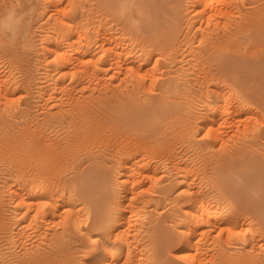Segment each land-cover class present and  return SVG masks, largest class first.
I'll return each mask as SVG.
<instances>
[{
  "label": "rangeland",
  "instance_id": "rangeland-1",
  "mask_svg": "<svg viewBox=\"0 0 264 264\" xmlns=\"http://www.w3.org/2000/svg\"><path fill=\"white\" fill-rule=\"evenodd\" d=\"M17 1V2H16ZM98 1H101V0H97V2H96V0H23V2H22V0H0V13H2V16L4 15L3 14V12H5V15L2 17L1 15V17H0V83L2 84V85H0V131L2 130V132H4V133H1L0 132V136L2 135H4L1 139H0V192H3V194L2 193H0V194H2L0 197L2 198H0V200H1V202L3 203V205L2 204H0V264H19V260L24 256L23 254H24V252H23V248L25 247V245H26V247L24 248L25 250V253H26V250H27V252H28V250H31V251H33L32 253H36V252H40L41 253V251H36L38 248V250H43L44 249V251L43 252H50V251H47L51 246H57L56 248H58V245H60L59 246V248L58 249H60V250H64L65 249V253L67 254H65L66 256H68L67 258H66V262H65V264L67 263L68 264V260H69V263L71 264V262H70V260H72V264H75L76 263V260H79V258L81 259L82 258V260H84V261H81V260H79V261H77V263L76 264H89V262H91L90 264H94L95 262L98 264V262L96 261V260H100L101 258H102V255L103 254H105L106 252H107V250H110V249H112V248H115L116 247V245H115V247H113V245L111 246V241H113V240H111V237H110V240H109V237L108 236H106L105 238H103V237H101V235H97V229L96 228H93V226H92V221H93V215H94V213H95V211L93 212V208L95 207V206H92L93 204H94V201L95 202H97V201H99V198H100V201L101 202H103V205H105L106 204V208H108V205L109 206H111V207H113V205H115V207H113V208H109L111 211H113V216L114 217H118L119 216V212L121 211V209H123V208H121L122 207V205L124 204V210L122 211V220L123 221H125V224H126V222L128 223V220H129V225H130V223H131V225L133 224V226H128L127 224V226L129 227V228H131V229H129L128 227H127V229L130 231V230H132V227H134L135 229H139L138 231H136L135 232V229L133 228V230L131 231V232H135V234L133 233H131V232H128V230L126 229V225L124 224V226H125V229L124 228H122V229H124L123 231L125 232V230H127L126 232H125V234H128L129 236H128V245H130L129 244V240H131L130 241V243H131V245L133 246V244L135 245V244H137L135 247H136V249H137V247H138V249L136 250V249H134L132 246L131 247H129L131 250H133L132 252L133 253H135L136 251V256H138L137 258L139 259L138 261H137V259L135 258V259H133V261L134 260H136V261H134V263H131V264H136L137 262L138 263H140V264H143L144 262V259H149V260H151L152 261V263H151V261H149L148 260V263L150 264H160V263H162V262H164L165 260H172L170 257H173V260H175L176 261V264H188L184 259H183V261L182 260H180L179 258L181 257L182 258V254H183V252H185L186 250L189 252V251H191V250H189V249H187L186 248V245H185V241H181L180 240V235L179 234H183L184 233V231L182 232V231H180V228H185L184 226H183V223H184V219H183V216L182 215H180V214H182V213H184L185 211V208L186 209H188L189 208V206L192 204V197L193 196H195V194H197V193H200V195L204 198V200H206V202L207 201H210L212 204H210L209 202H207V204H210V206L212 207V205L215 207V208H223V207H226V206H232V204L234 203V204H239L238 206H237V204H236V207H235V205H233L234 206V210L236 211V209H237V213H235V211H234V213H233V215L231 214V218H233L234 219V221L236 222V227H238V226H241V227H238V228H236V229H234L233 230V232L234 231H237V232H235V233H233L232 234V232H227L226 233V231H223V232H220V233H217V232H213V231H209V233L211 234V236H209V235H207V234H209L208 232L206 233V235H204V237H203V241L201 242V243H203V242H205V246L206 247H208L207 249H206V247L204 246V244H202L203 246H204V250H206L207 251V253L208 252H210V251H214L215 252V254L214 253H212V255H216V252H217V254L220 256V254H222L223 255V257L225 256H236V255H238V254H243V253H245L246 251H249L250 252V250H253L254 252L258 249V248H260L259 246L260 245H263V243H264V241L262 242V236H263V240H264V233L263 232H261L262 234V236H258L259 237V239H258V237L255 235V233L257 234V232L256 231H258V230H260V225H259V223H258V218H257V216H256V214L255 213H253V212H251V210L249 209V208H247V207H245V204H244V202H243V200L241 201V204H240V201H239V199L240 198H236L235 197V199L234 198H232V195H230V193L228 192V194H227V191H226V188L225 187H227L225 184V181L227 180L226 178L228 177V176H230V175H225L222 179H223V181L222 180H216V179H214V176H213V173H212V170H214V161L216 160L217 161V159H216V156H219V158H218V160H219V162L220 163H218V164H221V165H223V163H226V164H224L225 165V168H236V170H238L237 171V173H235V174H233V176L231 175V177L230 178H228V181H229V183H230V186H231V189H233V190H235L237 193H238V191H239V193H238V195H239V197H241V193H243L242 194V198L241 199H243V197L246 195V194H244V191H246V184H245V181H244V176H242V175H244V172L246 171V167L244 166V165H242L241 163H237V159H236V161H235V155L232 157V158H229V159H227L226 161H224L223 160V157H224V155L225 156H228V155H230V153L232 152V154L234 153V152H236L238 149H240V147L241 148H243V147H245L244 149H245V151H249V153L248 152H246L245 153V151H243L244 152V154L245 155H247V153L250 155V157L252 156V154H253V156L250 158L249 157V159H252V158H254V159H260L261 160V158H259L260 156L262 157V160L264 159L263 157V150H264V137L263 136H260V135H258V136H256L257 134H260L259 133V130L261 129L260 127H263L264 126V107H262V104H264V103H262V98H260V97H262L263 95H264V79H263V83L261 82V80L258 78V77H256L258 74L257 73H259V71H260V69H264V62H262L261 61V58H262V56H264V45L263 44H260V42H257L256 41V39H255V37L253 36V34H252V38L250 37V39H248L247 38V41H243V37L245 36L246 37V35H245V33H247V30L245 31V33H239V31L237 30V29H240V28H238V26L240 25H242V26H245V24L247 23H250V22H253L252 20L254 19L253 17H256V19H258V17H259V15L261 16V15H263L262 16V18L264 19V0H223V3H222V0H218V1H220V2H218L217 0H214V1H212L215 5H216V7L213 5V9H214V7L216 8V9H214V11H215V13H214V11H213V14H211L210 15V13H212V5H205V1L204 0H202V1H198V0H196V1H198V2H196L195 0H180V3H178L179 1L178 0H175V1H172V0H138V1H140V3L137 1V4L135 5H132L133 6V9L136 11V7L137 8H139L140 7V9H144V10H142V12L144 11H146L147 13H148V15H146V13H144L143 12V15L144 16H146L145 18H143L142 16H139V15H141V13H140V9H139V11H137V12H135L136 13V15H135V19H137L138 18V20H133V21H135L134 23L135 24H137V25H139V31L137 30V29H135V28H138L137 27V25L135 26V24L132 22V23H129L130 21L127 19L126 20V15H121V17H119L120 16V10L121 9H118V11H116V8L118 7V6H115V7H111V11H110V6L107 8V10H109L110 11V13H108L109 11H106L105 10V8H104V6L103 5H101L100 6V4H98ZM143 1V2H142ZM147 1H150V3L149 2H147ZM156 1L158 2V1H160V2H158V3H156ZM168 2V3H166L167 5H165V2ZM70 2V3H69ZM91 2H92V4H91ZM144 2H146V3H144ZM176 4H175V3ZM200 2V3H199ZM202 2V3H201ZM216 2H218V4L216 3ZM20 3H22V4H20ZM95 3V4H94ZM97 3V4H96ZM142 3V4H141ZM154 4V6L152 5V4ZM172 5H171V4ZM173 3H174V5H173ZM177 3L178 4H180V8H179V5L177 6ZM204 3V4H203ZM220 3V4H219ZM221 3H222V6H221ZM18 4V5H17ZM20 4V5H19ZM90 4V5H89ZM147 4L150 6V8L147 6ZM160 6H159V5ZM5 5V6H4ZM10 5V6H9ZM12 5H13V7H12ZM17 6V8H16V6ZM66 7H65V6ZM94 5V8L93 7H91V6H93ZM138 5V6H137ZM140 5H142V6H140ZM144 5V6H143ZM162 5H164V6H162ZM169 5V6H168ZM176 5V6H175ZM207 6V7H205L206 8V12H207V10H208V12L210 11V13H204L202 10H203V7L204 6ZM219 5H220V7H219ZM18 6H20V7H18ZM54 6H56V7H54ZM68 6V7H67ZM97 6H98V9H97V12H95V10H96V8H97ZM103 7V9L102 8H100V7ZM149 8V9H147V7ZM153 8H152V7ZM159 6V7H158ZM162 6V7H161ZM171 6V7H170ZM209 6H211V9L212 10H210V7ZM220 8H218V7ZM263 6V7H262ZM9 7H11V8H9ZM54 7V8H53ZM156 7H158V8H165V10L164 9H158V8H156ZM174 7H176V8H174ZM225 7V8H224ZM15 8H16V10H15ZM100 8V9H99ZM119 8V7H118ZM172 8V9H171ZM217 8L219 9L218 10V12L216 11L217 10ZM24 10V12H23V10ZM65 9V10H64ZM67 9V10H66ZM151 9H152V11H154V12H152L151 11ZM157 9V10H156ZM170 10V11H167V10ZM173 9H174V11H173ZM258 9V11L256 12V10ZM261 9V10H260ZM56 10V11H55ZM92 12H91V11ZM93 10H94V12H93ZM102 10H105L104 12H102ZM115 10V11H114ZM147 10H149L150 11V14H149V12L147 11ZM159 10H160V12H159ZM183 10V11H182ZM1 11H3V12H1ZM13 11L15 12V13H19L18 15L16 14L15 15V13H13ZM54 11V12H53ZM128 11V10H127ZM156 11V12H155ZM164 11H167V13L166 12H164ZM177 13H176V12ZM222 11V12H221ZM99 12H102V13H99ZM106 12V13H105ZM112 12V13H111ZM162 12V13H161ZM172 12V13H171ZM179 12V13H178ZM217 12V13H216ZM221 12V13H220ZM260 12H262V13H260ZM11 13H12V15H11ZM23 13V14H22ZM25 13V14H24ZM95 13H97V14H95ZM155 13H156V15L157 16H160L159 18H157L156 17V15H155ZM166 14V15H164V14ZM170 13L171 14H173L170 18H169V16H170ZM222 13H224V14H222ZM255 13V15L254 16H251L252 14H254ZM256 13H258V15L256 14ZM92 16H91V15ZM105 14H107L105 17H106V19H107V21H106V19H105V17L103 16V15H105ZM115 15V16H117L115 19H114V17L115 16H110V15ZM154 14V15H153ZM158 14H160V15H158ZM176 14V15H175ZM203 14H204V16H203ZM208 14V15H207ZM150 15V16H149ZM153 15V16H152ZM175 15V17H174V19L173 20H175V19H177L176 20V24H174L175 23V21H174V23H173V20L171 19V18H173V16ZM177 15H180L178 18H176L177 17ZM213 15V16H212ZM214 15H216V16H214ZM244 15H246V16H250L251 18L249 19V20H251L250 22H248L249 20H248V17L246 18V16H245V21L243 20V21H241V19H243V16ZM12 16V17H11ZM20 16V17H19ZM111 18H110V17ZM147 16L150 18V20L147 18ZM151 16H152V18H151ZM156 18H155V17ZM203 16V17H202ZM212 16V17H211ZM18 17H19V19H18ZM95 17V18H94ZM107 17H109L110 19L108 20V18ZM121 19H119V18ZM125 17V18H124ZM140 17V18H139ZM163 17H165V18H163ZM194 17V18H193ZM218 17V18H217ZM7 18H8V20H7ZM94 18V19H93ZM147 18V19H146ZM211 18V19H210ZM3 19H5L6 21H4ZM117 19V20H116ZM119 19V20H118ZM123 19H124V21H123ZM151 19H154V20H151ZM165 19V20H164ZM169 19H171L170 20V23H169ZM217 19V20H216ZM255 19V20H256ZM19 20V21H18ZM113 22H112V21ZM116 22H115V21ZM148 20V21H147ZM166 20H168V21H166ZM246 20H247V22H246ZM74 21V22H73ZM106 21V22H105ZM136 21H137V23H136ZM138 21H140V24L141 25H143L142 27L140 26V24H139V22ZM154 21V23L153 24H151L152 22ZM156 21V22H155ZM165 21H166V23H165ZM171 21H172V23H171ZM179 21V22H178ZM205 21V22H204ZM206 21H208V22H206ZM241 23H240V22ZM8 22V23H7ZM17 22V23H16ZM19 22V23H18ZM65 22V23H64ZM94 22V23H93ZM123 22H124V24H123ZM158 22H159V24H158ZM162 22V23H161ZM215 22H216V24H215ZM234 22V23H233ZM73 23V24H72ZM93 23V24H92ZM103 23V24H102ZM105 23H107L105 26H104V24ZM119 23V24H118ZM122 23V24H121ZM161 23V24H160ZM109 24V25H108ZM115 24H116V27H114L115 26ZM133 24V25H132ZM156 24V25H155ZM158 24V25H157ZM165 24H173V25H175V27L173 26V25H171V27H170V25L168 26V28L167 29H169V28H174L173 30L172 29H169L168 31H169V33H170V30H172L171 31V33H172V35H170L169 33H168V31L166 30V25ZM179 24H180V26H179ZM202 24V25H201ZM237 24V25H236ZM251 24H253V23H251ZM12 25V26H11ZM64 25V26H63ZM98 25H100V26H102V27H100V26H98ZM132 25V26H131ZM149 25V26H148ZM161 25H163V27L161 26ZM203 25H204V27H203ZM11 26V27H10ZM58 26H60V27H58ZM73 28H72V27ZM96 26V27H95ZM113 26V27H112ZM123 26V27H122ZM144 26L145 27H147V32H146V30H144L145 28H144ZM227 28H226V27ZM237 26V27H236ZM239 26V27H240ZM20 27V28H19ZM62 27H63V29H66L67 30V34H65L66 33V30H64L65 31V33H64V31H57V33H56V30H58L59 28H61L62 29ZM64 27H66V28H64ZM78 27V28H77ZM122 27V28H121ZM135 27V28H134ZM153 27H154V29H153ZM156 27H157V30H156ZM165 27V28H164ZM200 27H202V28H200ZM208 27V29H207V31H206V28ZM225 27V28H224ZM234 27H236V30L237 31H235V29L233 30V28ZM7 28H10L9 30L7 29ZM58 28V29H57ZM68 28H70V29H68ZM84 30V32L81 30ZM97 28V29H96ZM101 28L103 29V30H106V29H109V30H106L105 31V33L106 34H110L109 36L108 35H104V33H103V31L101 30ZM104 28H106V29H104ZM111 28V29H110ZM117 28V29H116ZM152 28V29H151ZM221 28V29H220ZM223 28V29H222ZM228 28H230V29H228ZM232 28V29H231ZM251 28H252V25H251ZM56 29V30H55ZM78 29L80 30V31H78ZM95 29H96V31H95ZM101 30V32H100V30ZM129 29H130V31H129ZM131 29H132V31H131ZM149 29V30H148ZM211 30V29H216L215 31L214 30H212V31H214V33L211 31L210 33H209V31L208 30ZM2 30H5V31H2ZM60 30V29H59ZM74 30L76 31V33L74 32ZM87 30V31H86ZM99 30V31H98ZM133 30H135V31H133ZM142 30V31H141ZM175 30V31H174ZM181 30V31H180ZM200 30V31H199ZM251 30V29H250ZM91 31H93L92 32V34L93 33H96L97 31V33L99 34V36L100 37H103V35L107 38V40H108V38H110V39H112L111 37H113L114 39H115V37H116V40L117 39H120V40H106V46H109V44H108V42L110 41H113V43L116 41V42H118L117 43V45H116V47H114V48H116V49H114V50H116V51H121L122 52V50L124 51V49H127V51L125 50V57L123 58V56H122V58L124 59H122V61H120L119 63H122L123 61H125L124 63H122L123 65H122V67L120 66V67H112V69H111V67L109 68V69H107L106 71H99V70H104V69H101V68H105L104 66L105 65H102L101 66V64H97V63H95V61L97 60V58H99L100 56H102L103 55V52L104 51H102L100 48H98L99 50H96L97 51V55H98V57H96V60H94L95 59V53H96V51H95V49H97L96 47H94V45H92L91 46V48L89 49L90 51L89 52H91V51H95V53L93 52H91V53H89V52H87V50H86V52L83 50V49H81V51L83 52L84 51V53H85V55L84 54H82V52L80 53L78 50H80L79 48H81V46H80V44H81V42H79V41H85V39H86V37H89L90 35H92L91 34ZM155 33H154V32ZM163 31V33H161ZM164 31H166V32H164ZM174 31V32H173ZM203 31V32H202ZM219 31V32H218ZM225 31V32H224ZM232 31L234 32V34H232ZM80 32H81V34H80ZM82 32L84 33V35L82 34ZM101 33V35H100V33ZM108 32V33H107ZM132 32V33H131ZM136 32H137V34H136ZM146 32V34H144V33ZM151 32L153 33L152 34V36L151 35H149V33L151 34ZM223 32H224V34H223ZM229 32V33H228ZM250 32L251 31H249L248 30V33L250 34ZM3 33V34H2ZM7 33H9V34H7ZM13 33H15V35L16 36H14V34ZM58 33H61V34H65V35H67L66 36V38L68 37V38H70L69 40H68V42L70 43H72L74 40L76 41V42H74V43H72L73 45L71 46V44H70V47L69 46H67L65 43L66 42H64L65 40L67 41V39L65 38V36H63V38H61L59 35H58ZM77 33H79L81 36H79ZM86 33H87V36H86ZM96 33V34H97ZM116 33V34H115ZM118 33V34H117ZM143 33V34H142ZM166 33H168V34H166ZM196 33V34H195ZM201 33H203V35H201ZM209 33V34H208ZM217 33H219V34H217ZM225 33H226V35H225ZM235 33H236V35H235ZM69 34V35H68ZM141 36H140V35ZM162 34H164L162 37L160 36V35H162ZM165 34H166V37H165ZM211 34H217V36L218 35H225V39L227 40L228 39V41H226L225 40V44H231V45H226V46H228V48H231L232 46H234V47H232V49H233V52L235 53V52H238V53H236V55L237 54H239L240 55V57H242L243 59H245V58H247V61H248V65H247V68H246V70L248 69V71H249V73H247L246 71H240V72H238V70L236 71V72H238L237 73V75L236 76H244V79L241 77V78H239V77H237V78H239V79H242V80H240V81H245L244 83L245 84H243V82H242V84H243V86H242V88H244V89H249V90H247V93L250 95H242L241 93V89H239L240 87L238 86L239 84H238V82H237V84H236V82L234 83V81H232L233 83H234V86H236V87H239V88H236V87H231L233 84H232V82L230 83L229 81H228V79L227 80H223V84H222V81H221V85H220V83L219 82H217L215 85H213L214 83L213 82H216L215 80H213V79H211L212 80V82H211V80H209L208 81V79H209V75L212 73H209L208 71H212L213 69H212V67H214V63H212L211 65H210V63L213 61L214 62V59L215 58H208V57H206V55H205V49H203L205 46H206V42L208 41V37L211 35ZM238 34V35H237ZM13 35V36H12ZM54 35V36H53ZM74 38H72L71 36ZM76 35V36H75ZM133 35V36H132ZM135 35V36H134ZM137 35V36H136ZM154 35H156L155 37L156 38H159V39H154ZM176 35V37H174ZM209 35V36H208ZM231 35H234V36H231ZM242 37H240V36ZM243 35V36H242ZM58 36V37H57ZM70 36V37H69ZM77 38V36L79 37V39L77 38H75V37ZM85 38H84V37ZM98 36V37H99ZM138 36H140V38L138 37ZM145 36H147L146 38H145ZM170 36V37H169ZM202 36H205V37H203V38H201ZM235 36H236V42H235ZM250 36V35H249ZM54 37H55V39H54ZM99 37V38H100ZM125 37V38H124ZM128 37V38H127ZM141 37H142V39H141ZM144 37V38H143ZM149 37L153 40H151V39H149ZM174 39L173 41H172V38ZM200 37V38H199ZM207 37V38H206ZM227 37V38H226ZM248 37V36H247ZM4 38V39H3ZM58 38V39H57ZM61 38V40L63 41V43H60V41L58 42L57 40H59ZM81 38V39H80ZM84 38V39H83ZM104 38V37H103ZM148 38V39H147ZM204 38H206V40H204ZM230 38V39H229ZM234 38V39H233ZM254 38V39H253ZM72 39V40H71ZM122 39V40H121ZM162 39H165V40H170L172 43H174V44H172L170 41V43L171 44H169V42H167V41H164V40H162ZM232 39V40H231ZM253 39V40H252ZM78 40V41H77ZM154 40H155V42H161L159 45L158 44H156L155 42H154ZM163 42H162V41ZM203 42H202V41ZM231 40V41H230ZM234 40V41H233ZM243 41L244 43H240V45H239V42L238 41ZM249 40H252V42L251 43H253V44H251V43H249L250 41ZM22 41V42H21ZM120 41H122V44L120 43ZM254 41H255V44H254ZM4 42V43H3ZM42 44H41V43ZM67 42V44H69ZM128 42V43H127ZM224 42V41H223ZM229 42H231V43H229ZM257 42V43H256ZM75 43H77V44H75ZM132 43V44H131ZM166 43L169 45H166ZM235 43V44H234ZM246 43H248V44H246ZM56 44H59V45H57V47L55 46ZM61 44H64V47L65 46H67V47H65L66 49V51L65 52H67L68 54H69V56H70V52H71V50H74V48L75 47H73L74 45L76 46V45H78V49L76 48V50L74 51V52H78V53H80V54H77V52H76V56H78V59L80 58V60L79 61H81V64H82V61H89L88 60V58L90 57V61H93L94 62V64H97V65H93L92 63L93 62H89L90 64V66H93L94 68H97L96 70H93L94 68H90V72L93 74L95 71L97 72V70H98V68L99 67H97V66H100L101 68L98 70L99 72H95L94 74H95V76L93 77V75H92V77H91V79H90V77H89V75L91 74L90 72V74L89 75H87V73H86V71H85V69L88 71V69H89V65H88V63L87 62H85V64L87 65H84V67H85V69H81L80 67L82 66L83 67V65H81V66H79V68L77 69V65H80V62H79V64H76L78 61H77V59H76V62H74L75 61V59L74 58H72V59H74L73 61L71 60V58L70 59H66V61L67 62H65L64 63V61H63V63L61 64V60H59L60 59V56H59V54H58V58H57V53H55L56 51H58V49H60V46H62L63 47V45H61ZM118 44L123 48L122 50H120L121 48H120V46H118ZM124 44H125V46H124ZM147 44H148V46H147ZM162 44L163 45H166V46H162ZM234 44V45H233ZM236 44H237V46H236ZM243 44H246V45H243ZM114 45V46H115ZM130 45V46H129ZM161 45V46H160ZM173 45V46H172ZM175 45V46H174ZM248 45V46H247ZM261 45V46H260ZM262 45H263V52L261 51V48H262ZM56 47V51L54 50L55 49V47ZM80 46V47H79ZM129 48H128V47ZM156 46V47H155ZM160 46V47H159ZM179 46V47H178ZM200 47V49H199V47ZM241 46V47H240ZM257 46H259V47H257ZM49 47V48H48ZM51 47V48H50ZM53 47H54V49H53ZM61 47V49L59 50V52L61 51V50H63L64 48H62ZM146 47V48H145ZM152 47V48H151ZM167 47H169V48H171V49H166ZM177 47V48H176ZM203 47V48H202ZM242 47H244L243 49H242ZM67 48H68V50H67ZM69 48H71V50L69 49ZM119 48V49H118ZM131 48V49H130ZM143 48H145V49H143ZM236 48V49H235ZM246 48H248V49H246ZM253 48V49H252ZM15 49H17V50H15ZM54 50L53 52L55 53V55H54V53L52 54V50ZM104 49H105V46H104ZM146 49H148V51L146 52V54L143 52V50H146ZM158 49V50H157ZM162 49V50H161ZM174 49V50H173ZM245 49H246V51L247 52H245ZM252 49V50H251ZM257 49V50H256ZM260 49V50H259ZM2 50V51H1ZM69 50H70V52H69ZM133 50V51H132ZM236 50V51H235ZM250 50L252 51L251 53H249L250 52ZM255 50V51H254ZM98 51H99V53H98ZM102 51V52H101ZM118 51V52H119ZM131 51V52H130ZM197 52V53H195V52ZM200 51V52H199ZM201 51H203V53H204V55H203V53H201ZM239 51H240V53H239ZM244 51V52H243ZM260 51H261V53L262 54H259L260 53ZM73 51H72V54L74 53ZM100 52H101V54H100ZM126 52H128L127 53V55L128 56H126ZM242 52H243V54H242ZM259 52V53H258ZM120 53V52H119ZM144 53V54H143ZM153 53V54H152ZM192 53H195L194 55H196V57L193 55L192 56ZM252 55L251 57H250V55ZM257 53V55L255 56V54ZM72 54H71V56H72ZM95 54V55H94ZM197 54H200V55H198L199 57L200 56H202L203 57V59L200 57V59H201V62H204L203 63V65L206 67V66H208V69H207V67H206V69H205V67L204 66H201L202 65V63L200 62L199 63V61H200V59H197V58H199V57H197ZM246 54V55H245ZM74 56H75V53L73 54ZM82 55V56H81ZM88 57H87V56ZM89 55H91V56H89ZM96 55V56H97ZM147 55H149V57L147 58ZM249 55V56H248ZM73 56V57H74ZM75 56V57H76ZM86 56V57H85ZM131 57V58H129V60L128 59H126V57L128 58V57ZM55 57H56V59H55ZM82 57V58H81ZM94 59H93V58ZM144 58V61H142L143 59L142 58ZM145 57H146V59H145ZM195 58V60L197 59V61H198V63L195 61V63L196 64H198V65H200V67L198 66L197 67V65L196 64H194L193 63V61H191L192 60V58ZM249 57V58H248ZM85 58V60H83ZM87 58V59H86ZM115 58V57H114ZM116 58H118V56H116ZM115 58V59H116ZM132 58H134V59H132ZM205 58V59H204ZM251 58V59H250ZM54 59V60H53ZM58 59V60H57ZM82 59V60H81ZM92 59V60H91ZM130 59H131V61H130ZM138 59H140L139 60V62L140 63H138V62H136ZM152 59V60H151ZM210 59H211V62H210ZM213 59V60H212ZM71 60V61H70ZM120 60H121V58H120ZM204 60V61H203ZM208 60V61H207ZM60 62V64H58L59 62ZM68 61H70V62H72V64L73 65H76L75 66V68L76 69H73L74 67H73V65H71V63L70 62H68ZM127 61H129L130 63H134L136 66L138 65L139 66V69H141V70H137V72L139 73V75H137V73H135V71H136V69L134 70V72H132V74L130 73V72H127L125 69H127V68H130V65H132V64H128L127 63V65L129 66H127V65H125V63L127 62ZM134 61V62H133ZM215 61H216V59H215ZM58 62V63H57ZM74 62V63H73ZM189 62H191V63H189ZM208 62V63H207ZM210 62V63H209ZM67 63H69V64H67ZM207 63V64H206ZM64 64V65H63ZM66 64H67V66H66ZM132 65V67L131 68H135V67H133V66H135V65ZM61 65V66H60ZM69 65V66H68ZM121 65V64H120ZM124 65H125V67H124ZM194 65V66H193ZM196 65V66H195ZM213 65V66H212ZM260 65V66H259ZM72 66V67H71ZM67 67V68H66ZM83 67V68H84ZM107 67V66H106ZM197 67V69H195V68ZM204 67V68H203ZM251 67H252V70H251ZM257 67H259V68H257ZM73 69V70H71V71H73V72H71L72 73V75L70 74V72H67V71H69V70H67L66 71V69ZM115 68V69H114ZM118 68V69H117ZM121 70H120V69ZM254 68H255V70H256V72H255V70H254ZM257 68V69H256ZM117 69V70H116ZM124 71H123V70ZM195 69V70H194ZM200 69V70H199ZM202 69V70H201ZM212 69V70H211ZM65 70V71H64ZM92 70H93V72H92ZM118 71V72H115V71ZM128 70V69H127ZM205 70H208L207 72H208V74H207V72L205 73L204 71ZM258 70V71H257ZM122 71V72H121ZM148 71V72H147ZM154 71V72H153ZM199 71H200V73L201 74H198L199 73ZM202 71V72H201ZM252 71H254V73H256V76H254V74L252 73ZM78 72H79V74H78ZM81 72V73H80ZM83 72H85V73H83ZM102 72V73H101ZM104 72V73H103ZM123 72H127L126 74L125 73H123ZM214 72H216V69H215V71L213 70V73ZM220 74H219V73ZM224 72H226V74H227V76H228V78H229V76L231 77V75H232V73H233V71H231V69L228 71V70H226V71H224ZM229 72V73H228ZM231 72V73H230ZM68 73V74H67ZM198 74L199 76L200 75H202V77H205V80L204 81H201V79H200V81L202 82L201 84H200V82H198V80H199V76L198 75H195V74ZM252 73V74H251ZM5 74H6V76H5ZM66 74V75H65ZM73 74H75L74 75V77H73ZM84 74H86L85 76H83L82 78H83V80H80L81 78H80V76L81 75H84ZM98 76H97V75ZM129 74V75H128ZM217 74H219V75H222V74H224V73H221V70L219 71H217ZM240 74H242V75H240ZM250 74V75H249ZM67 75H68V79H67ZM78 75V76H77ZM208 75V76H207ZM3 76V77H2ZM87 76L89 77L88 79L89 80H87L86 78H87ZM196 77V79H198V80H195L194 78ZM198 76V77H197ZM226 76V77H227ZM250 76V77H249ZM73 79H72V78ZM152 77V78H151ZM201 76H200V78H202ZM208 77V78H207ZM252 77V78H251ZM79 79V80H78ZM176 79V81L177 82H173V80H175ZM192 79H193V81H192ZM207 79V80H206ZM2 80H3V82H2ZM11 80V81H10ZM172 81L173 82V84L175 85V86H178L177 88L178 89H180V86H182V85H184V83H185V87L187 88V90H186V88L185 87H183L182 89H180L181 90V92L187 97L186 99L189 101H187L186 99H184L185 98V96L182 94V93H180V90H178V89H176V87L175 86H171V85H173L172 84V82H170V81ZM190 80V81H189ZM194 80H195V82H194ZM229 80H230V78H229ZM254 80H256V81H254ZM82 81H84V82H82ZM169 83H168V82ZM189 83H188V82ZM192 81V82H191ZM225 81L228 83V85L225 83ZM253 81L255 82V83H257V84H255V83H253ZM259 81V82H258ZM6 82V85L4 86V84L3 83H5ZM74 82V83H73ZM198 82V83H197ZM204 82H205V84L206 85H204ZM261 82V83H260ZM58 83H60V84H58ZM63 83H65V84H63ZM164 83V84H163ZM166 83H168L167 84V86L169 85V87L170 88H168L167 86H166ZM171 83V84H170ZM178 83H179V85H178ZM190 83H192V84H190ZM211 83V85H209ZM213 83V84H212ZM229 83L231 84V85H229ZM247 83V84H246ZM63 84V85H62ZM71 84V85H70ZM161 84H163V85H165L168 89H166V88H164L163 90H162V85ZM187 84V85H186ZM236 84V85H235ZM241 84V85H242ZM253 84V85H252ZM58 85V86H57ZM62 85V87L64 88V89H66V90H64L63 88H61L60 87V89H59V86H61ZM65 85V86H64ZM73 85V86H72ZM161 87H160V86ZM207 85H208V87H207ZM245 85V86H244ZM246 85H251V89L247 86V88H245L246 87ZM8 86V87H7ZM206 86V87H205ZM214 87V89H213V87ZM216 86H219V87H216ZM257 86V87H256ZM5 87V88H4ZM66 87V88H65ZM70 87V88H69ZM73 87V88H72ZM160 87V88H159ZM175 87V88H174ZM256 87V88H255ZM173 88L175 89V90H173ZM185 88V89H184ZM206 88V89H205ZM212 88V89H211ZM216 88V89H215ZM218 88V89H217ZM254 88V89H253ZM4 89V90H3ZM62 89V90H61ZM68 89V90H67ZM167 90V94L165 95L164 94V92L166 93V90ZM188 89H190V90H188ZM5 90H7L8 92V94L7 93H5L6 91ZM163 91V95L161 96V94H162V91ZM217 90H219V91H217ZM235 90H236V95L233 93V92H235ZM11 91V92H10ZM65 91V92H64ZM176 93L175 95H173L174 94V92ZM177 91H178V93L179 94H181V96L179 95L178 96V94H177ZM229 91V92H228ZM246 91V90H245ZM39 92V93H38ZM45 92V93H44ZM239 92H241V93H239ZM4 93V94H3ZM25 93V94H24ZM168 93L171 95H169L168 96ZM186 93L189 95V97H188V95H186ZM192 93V94H191ZM219 93H221V94H226V98L228 97L229 99L231 98L232 99V97H233V99H234V101H237V100H242L241 101V103L243 102V104H239L238 105V107L242 110L241 112H239L240 114V116H241V118L243 119H245L246 118V120H247V118H248V114L246 115V114H243V113H248V112H250L249 113V115H251L252 114V117H255L256 118V121H257V119L259 120H261V122H260V120L259 121H257V123H255V124H257L256 126H254L255 128H252L251 126L254 124V120H255V118H251L250 116H249V120H250V118L253 120V122H251L252 120H250V122L247 124V121H249V120H245L246 121V123H242L241 125H240V123H238L235 119H237V116H238V118H240V116L239 115H237V114H235L234 115V117H235V119H233V116L231 117V115L229 116V118L227 117V113H225V114H222V116L223 115H226V117L228 118V119H225V118H223V117H225V116H223L222 118L223 119H221V120H225V122L226 123H228V121L231 119V120H233V121H231V122H229L227 125H226V123L225 124H223V125H226V126H223V125H221V129L220 130H222L223 132H222V135L223 136H221V134H220V136H219V138L217 139V140H221V138L222 137H224L226 140H224V138H222V140H224V142H222V140L218 143L216 140H215V142H214V144L213 143H210L211 144V146H210V144L208 143L210 140H212L211 138L209 139L208 137H210L211 136V133H212V131H211V127L209 126V124L211 125V121H209L210 120V118H211V116H210V114L208 113L209 111H210V108L212 107L211 106V103H212V105L216 102V101H220V100H218V99H221L222 100V98H220L221 96L223 97V100L224 101H227V100H229L228 98L225 100V97H224V95H221V96H219L218 94ZM229 93V95L227 96V94ZM7 94V95H6ZM205 94H207V95H205ZM232 94V95H231ZM242 95V97L240 96V97H238L237 95ZM72 95L74 96V98L72 97ZM172 95L175 97H173V99L175 100V102H174V100L172 101L171 99H172ZM176 95H177V98H176ZM183 95V96H182ZM191 95V96H190ZM193 95V96H192ZM215 97H218V99L217 98H215ZM218 95V96H217ZM251 95H253V96H251ZM9 96V97H8ZM163 98V100H161V97ZM209 96V97H208ZM230 96H232V97H230ZM235 96H237V100H235ZM247 96H249V97H247ZM259 96V97H258ZM72 97V98H71ZM155 97V98H154ZM168 97H170L169 99H168ZM179 97H181L180 99L182 100H180L179 99ZM184 97V98H183ZM214 99H212V98ZM4 98V99H3ZM9 98V99H8ZM154 98V99H153ZM166 98V99H165ZM248 98V99H247ZM255 100H254V99ZM258 98V99H257ZM259 98L261 99V100H259ZM6 99H7V101H6ZM75 100L73 103H72V101L73 100ZM230 99V100H231ZM232 99V100H233ZM247 101H246V100ZM252 99H253V102H251L252 101ZM256 99H257V102H256ZM4 100V101H3ZM10 100V101H9ZM72 100V101H71ZM76 100H77V102H79V103H81V101H85V102H87V104H88V107L86 108L85 107V109L83 108V110H84V112L82 111V109H81V111L83 112L82 114L80 113V111H79V113L77 114V112L76 113H72L71 112V108H73L74 109V105H75V103H76ZM87 100V101H86ZM90 100V102L91 103H89L88 101ZM151 100V101H150ZM155 100V102H156V100L158 101H160L161 100V102L163 101V103H164V101H166L167 102V104H166V102L164 103V104H166V105H169V106H172L171 104L173 103V104H177V102L178 101H180V102H178V104H177V107H175L174 105H173V108L171 107V109H173L170 113H169V115H167V116H160V114L159 113H155V112H153L152 111V107H151V104H155V102H153ZM172 101L171 103L170 102H168V101ZM183 100H184V102H183ZM222 100V101H223ZM244 100L246 101V103L247 104H244L245 102H244ZM3 101V102H2ZM14 101V102H13ZM211 103H210V102ZM214 101V102H213ZM251 103H250V102ZM264 101V100H263ZM207 102H209V104L207 103ZM257 104H259L258 102H260V104H261V106H259L258 107V105H257V107H256V103ZM92 103L93 104H95L94 105V107L95 108H97V110L99 109L100 110V108H102L104 111H106V113L104 112V111H102V112H104V114L102 113L101 114V116H100V114L99 113H101L100 111H97V114H95L96 112V110H95V108L93 107V105H92ZM186 103H189V105L188 106H186ZM253 103V104H252ZM182 104V105H181ZM185 104V105H184ZM69 105H73V107H71V106H69ZM90 105H91V107H90ZM209 105L211 106V107H209ZM242 105H244L243 107H242ZM246 105H248V106H246ZM251 105H254V108H252V106ZM15 106V107H14ZM251 108H250V107ZM264 106V105H263ZM70 107V108H69ZM92 108L93 110H95V111H92V110H90L91 111V115L89 114L88 115V117H86V116H84L85 114L84 113H87V111H85L86 109H88V108ZM99 107V108H98ZM149 107V108H148ZM208 107V108H207ZM246 107V108H245ZM249 107V108H248ZM89 108V109H90ZM119 108V110H121V111H118L117 109ZM148 108V109H147ZM207 108V109H206ZM70 109V110H69ZM72 109V110H73ZM76 109V108H75ZM75 109L73 110V111H75ZM88 109V110H89ZM107 109V110H106ZM147 109V110H146ZM183 109H184V111H183ZM187 111H186V110ZM209 109V110H208ZM249 109V110H248ZM252 109V110H251ZM254 109V110H253ZM256 109V110H255ZM114 110V111H113ZM206 110V111H205ZM243 110H245V112H243ZM70 111V113H69V115H71L70 117L68 116V113L66 114V112H69ZM145 111V113H143ZM247 111V112H246ZM259 111V112H258ZM60 112H62V113H60ZM92 112H95L94 113V115L95 116H93V114H92ZM99 112V113H98ZM121 116V115H123V116H121V117H123V120L124 121H122L121 120V118L120 117H118V115L116 116V114L117 113ZM128 112H130L131 114H129ZM243 112V113H242ZM252 112V113H251ZM66 115H65V114ZM107 113H109L110 115H109V117H111V118H109L108 117V114ZM112 113V114H111ZM113 113H115V116L116 117H118V118H120V119H116L117 121H115L117 124H115V125H117L116 127H117V131H119L120 129L122 130V128H123V130L121 131H119V132H117L116 131V127H115V125H114V123L115 122H111V120H112V118H113V120L115 119V117H113V116H111V115H113ZM121 113V114H120ZM126 113H128V114H126ZM176 113V114H175ZM178 113V114H177ZM186 113V114H185ZM206 113V114H205ZM217 113V115H218V111L216 112ZM255 113V114H254ZM50 114V115H49ZM52 114H55V116H59V117H57V123H54V124H51V125H49V126H45V125H43V128L42 129H44V127H45V129H44V132L47 134L46 136H47V140H46V142H47V144L49 143H52V142H55V143H58V142H64L62 145V147L60 148V150L61 151H57V152H55L53 155H50L49 157L48 156H44V159L41 157V158H35V157H32V156H30V154H29V152L26 150V149H24V142H22V141H19L18 142V140H13V138H15L14 136H16L20 131H25V129H26V131H28V130H30V128H32V125L34 124V126H33V130H34V127L36 128V126H42V124H44V121L46 120V118L49 116V117H53L52 116ZM57 114V115H56ZM63 116H65V118H62V119H59V118H61L62 117V115ZM73 114V115H72ZM78 116H77V115ZM82 115V117H81V115ZM142 114V115H141ZM148 114V115H147ZM174 114V115H173ZM183 114H184V116H183ZM209 115V116H206V115ZM244 116H243V115ZM46 115V116H45ZM61 115V116H60ZM102 115H107V117L110 119H108L109 121H107V120H105L104 121V119L106 118L105 116H102ZM131 115V116H130ZM139 117H138V116ZM141 115V116H140ZM173 115V116H172ZM176 115V116H175ZM185 115H186V119H184V117H185ZM201 115V116H200ZM237 115V116H236ZM260 115V116H259ZM53 117V118H56V117ZM66 116L67 117H69V118H66ZM81 117V119H83V117H85L84 118V120H81V119H79L80 117ZM100 116V117H99ZM127 116V117H126ZM129 116H130V118L133 116L134 117V119H127V118H129ZM171 116V117H170ZM179 116V117H178ZM181 116H183V119H182V117ZM243 116V117H242ZM259 116V117H258ZM77 117V118H76ZM91 117L93 118H98L99 117V119H94L93 118V120L91 119ZM105 117V118H104ZM166 117V118H165ZM169 117H170V119H169ZM172 117H178L177 119H172L171 120V118ZM196 117H198V118H196ZM204 117V118H203ZM213 117V116H212ZM214 117H216V115L214 116ZM214 117H213V119H214ZM231 117V118H230ZM90 118V119H89ZM103 118V122H101V119ZM262 118V119H261ZM22 119H23V121H22ZM38 119V121H36ZM40 119V120H39ZM68 119V120H67ZM69 119H70V121L72 122V123H70L69 122ZM75 119V122L76 123H74V121H72V120H74ZM89 119V122H87V120ZM107 119V118H106ZM164 119V120H163ZM182 119V120H181ZM188 119V120H187ZM203 119H205V120H203ZM206 119H209L208 121L210 122L209 124H208V128L210 129V130H208V129H205V127L204 126H206L207 124L205 123L206 122ZM60 120H61V123H60ZM79 122V120L81 121V123L79 122V123H77V121ZM86 120V122H83V121H85ZM94 121V120H96L98 123L99 122H101V123H99V124H107V126L109 127H112V125H114L113 127H115V129L112 127V129H114V133H113V130L109 127V128H107V126L105 127L103 124L102 125H99L101 128H98L95 132H94V135H96V137L95 136H93L92 134L93 133H90V135L89 134H85V135H83L84 133H87L89 130V125H90V122H92V121ZM118 120H120V123H119V121ZM132 120V123H133V125H132V123H130L129 121H131ZM178 121V122H176V121ZM185 120V121H184ZM190 120V121H189ZM195 120V122H193V121ZM96 121H94V123L96 122ZM128 122V123H130V124H126L125 125V123L126 122ZM135 121V122H134ZM180 121L182 122V124H188L187 126L188 127H185V126H182V125H180L181 123H180ZM184 121V122H183ZM187 121H189V122H187ZM192 121V122H191ZM208 121H207V123H208ZM236 121V122H235ZM27 122H31V123H28V125H27ZM33 122H35V123H33ZM38 122V123H37ZM40 122V123H39ZM43 122V123H42ZM66 122V124H64V123ZM82 122H83V125H82ZM95 123L96 125L98 124V123ZM125 122V123H124ZM164 124H163V123ZM220 123H221V121H219ZM235 124H234V123ZM258 122H260L261 124H259ZM60 123V124H59ZM87 123V124H86ZM88 123H89V125H88ZM93 123V124H94ZM110 125H109V124ZM111 123H113V124H111ZM123 123V124H122ZM136 123V124H135ZM170 123V124H169ZM172 123V124H171ZM214 123V122H213ZM212 123V127L214 128V126L213 125H215V127L217 128L218 126H216V125H218L219 123L218 122H215L214 124ZM238 123V124H237ZM25 124V125H24ZM29 124H31V125H29ZM37 124V125H36ZM120 124H122V128L120 127ZM135 124V125H134ZM162 124H163V127H162ZM189 124H191V125H193V124H195V126L193 125V127H191V126H189ZM231 124H234L232 127H231ZM252 124V125H251ZM4 125V126H3ZM36 125V126H35ZM53 125V126H52ZM54 125H56V126H58V127H56V126H54ZM61 125V126H60ZM64 125V126H63ZM71 125V126H70ZM88 127V128H86V126ZM125 125V126H124ZM131 125H132V127H131ZM171 125H172V127H171ZM180 125V126H179ZM235 125H239L240 127L242 126V128H240L239 126H237V128H240L239 129V131H240V133H239V131H237V128H236V126ZM250 125V126H249ZM1 126H2V128L3 127H6L4 130H6V132L1 128ZM22 126V127H21ZM27 126V128H29L28 130H27V128H25ZM29 126V127H28ZM68 126V127H67ZM73 126V127H72ZM81 127L80 129H79V127ZM98 126V125H97ZM103 126V127H102ZM137 126V127H136ZM167 126H169V127H167ZM182 126V127H181ZM203 126V127H202ZM223 126V127H222ZM235 126V127H234ZM248 126V127H247ZM10 127V128H9ZM18 127L21 129H18ZM52 127H53V129H52ZM63 127H65L64 129H66V127H67V130H64L63 129ZM129 127H131V128H129ZM134 127V128H133ZM171 127V128H170ZM181 127V128H180ZM184 127V128H183ZM195 127V129H192V128H194ZM229 127H231V130L233 129V131H231V132H229ZM234 127V128H233ZM244 127H246V129H248L249 127H251V129H252V131H251V129L249 128V131L252 133V134H250V132L248 133V130H246ZM13 128H16V129H13ZM54 128H55V130H54ZM60 128H62V129H60ZM104 128V130L102 131V129ZM120 128V129H119ZM127 128V129H126ZM130 130H129V129ZM152 128H154V130L152 129ZM158 128V129H157ZM160 128H162V129H160ZM165 128H170L169 129V131L168 130H164ZM187 128V129H186ZM190 128V129H189ZM203 128V129H202ZM224 128L227 130V128H228V132L226 133V130H224ZM236 128V129H235ZM264 128V127H263ZM11 129V130H10ZM31 129V130H32ZM52 129V130H51ZM57 129H59V130H61V131H59V130H57ZM71 129V130H70ZM88 131H87V130ZM136 131H135V130ZM176 129V130H175ZM181 129V130H180ZM185 129V130H184ZM192 129V130H191ZM199 129V130H198ZM243 129H244V131H243ZM10 130V132L8 133V131ZM16 130L18 131V133L16 132ZM37 130V129H36ZM64 130V131H63ZM76 130V131H75ZM82 132H81V131ZM100 130V131H99ZM111 130V131H110ZM151 130V131H150ZM172 130V131H171ZM177 130H180V131H177ZM183 130V131H182ZM187 130V131H186ZM189 130H191L192 132H194L193 134L192 133H190L189 132ZM194 130V131H193ZM196 130V131H195ZM198 130V131H197ZM202 130V131H201ZM237 132H236V131ZM246 130V131H245ZM66 131V132H65ZM132 131V132H131ZM171 131V132H170ZM176 131V132H175ZM187 133L186 135H188L187 137L190 139V141H189V139L187 138L186 139V136H185V132ZM208 131H209V134H207V136L205 135L206 134V132L208 133ZM234 131H235V134H234ZM14 133V136L13 137H11V134L10 133ZM34 133V135L35 134H37L38 132L36 131H33ZM57 132V133H56ZM76 132H78L77 134H76ZM103 132V133H102ZM106 132H108L107 134H106ZM124 132V133H123ZM136 132V133H135ZM140 132V133H139ZM150 132V133H149ZM156 132V133H155ZM159 132V133H158ZM163 132V133H162ZM170 132V133H169ZM178 132V134H176ZM183 132V133H182ZM204 132H205V134H204ZM232 132H233V134H234V136H233V134H232ZM12 133V134H13ZM51 133V134H50ZM56 133V134H55ZM58 133H59V135H58ZM66 135H65V134ZM100 133H102V135L100 134ZM112 133V134H111ZM119 135H118V134ZM121 133H123L122 135H121ZM158 133V134H157ZM167 133H169L168 135H167ZM181 133V134H180ZM189 133V134H188ZM229 133H231V135H232V137H231V135H229ZM245 134V135H243V134ZM6 134V135H5ZM10 134V135H9ZM16 134V135H15ZM61 134H63L62 135V137H61ZM72 134H74V135H76V137L74 136V135H72ZM80 134V135H79ZM99 134V135H98ZM107 136L108 135V137H109V139H108V137H106L105 135ZM111 134V135H110ZM115 134V135H114ZM117 134V135H116ZM125 134H127V135H125ZM129 134H130V136L131 135H133L132 137H135V136H138V138L139 137H141V138H143V137H146V138H154V139H156L157 140V142L158 143H161V141L163 140V138H164V141H162V142H167V143H165V144H167L166 145V147H167V149H168V152H170L171 151V148H172V151L170 152L171 154V157L173 158L174 157V159H172V163H173V161L175 162V158L177 159V161L175 162L176 164H175V166L171 163V159H169L168 157H170V156H167V158L165 159V157L166 156H162V158L160 157V160H159V156L158 157H156V158H154L153 160L151 159V164L152 165H155V166H157L156 167V169H158V170H155V172H153L152 173V182L151 181H149L148 179H144L145 181H143V182H141V181H138L140 184H142V185H139L138 184V182H137V180H135V179H133V176L131 177V176H127V178H124L125 177V175L123 174L124 172L122 171V170H125L124 169V164H121L120 162H118V161H116L117 160V158H116V153H114L113 151H111L112 150V148H111V146H109V145H111L112 143H113V141H115V139H117L119 136L121 137H123V135H124V138L126 137V136H129ZM142 134V135H141ZM172 134V135H171ZM175 134H176V136H175ZM182 134H184V135H182ZM190 134H192V135H194V136H192L191 137V135ZM199 134V135H198ZM227 134V135H226ZM241 134V135H240ZM49 135H50V137H49ZM59 137H58V136ZM67 135H68V137H67ZM71 137H70V136ZM78 135V136H77ZM84 137H83V136ZM101 135V136H100ZM110 135V136H109ZM112 135L113 136H115V137H112ZM148 135H150L149 137H148ZM155 135V136H154ZM160 135H162L163 137H161ZM167 135V138L165 137ZM174 135V136H173ZM179 135H181V137L183 138H181V140H180V136ZM189 135H190V137H189ZM205 135V136H204ZM240 135V136H239ZM10 136V137H9ZM36 136V135H35ZM55 136H56V138H55ZM80 136H82V138L80 137ZM86 136V137H85ZM91 136H93V137H91ZM100 136V137H99ZM106 137V139H104V142H102L103 141V138H105ZM118 136V137H117ZM154 136V137H153ZM157 136V138H155ZM171 136V138H172V140L170 139V138H168V137H170ZM173 136V137H172ZM226 136H229L230 137V140H229V138H227ZM6 137V138H5ZM7 137H8V140L9 141H7ZM53 137H54V139H53ZM67 137V139L70 137V140H67V139H65ZM81 139H80V138ZM89 137V138H88ZM98 137V138H97ZM119 137V138H120ZM174 137H177V138H179V139H177V138H175L176 140V142L174 141ZM237 137H239V139L237 138ZM246 137L247 139H246V141H245V139L244 138ZM257 137H259V139L257 138ZM263 137V138H262ZM49 138L51 139V140H49ZM77 138L79 139V140H77ZM96 138V139H95ZM101 138V139H100ZM111 138V139H110ZM112 138H113V140H112ZM137 138V137H136ZM160 138V139H159ZM240 138H242V139H240ZM3 139V140H2ZM5 139V140H4ZM12 141H11V140ZM59 139L61 140H66V141H68V142H66L65 140L64 141H59ZM84 139H85V142H84ZM88 141H87V140ZM91 139V140H90ZM171 141V143H173V144H171V145H173V146H171V145H169V143L168 142H170L169 140ZM185 139V140H184ZM256 139V140H255ZM56 140H58V141H56ZM73 140H74V142H73ZM82 140H83V143H82ZM93 140H95V143L96 142H98V140H99V143H96V144H94V141ZM97 140V141H96ZM100 140H102V141H100ZM110 140H112L111 142H110ZM122 140V139H121ZM124 140V139H123ZM121 141L119 144L120 145H124V144H126L128 141L126 140V138H125V140L124 141H126V142H124V141ZM168 140V141H167ZM184 140V141H183ZM188 140V141H187ZM234 140V141H233ZM237 140V141H236ZM247 140H249L250 142H248ZM15 141H16V143H15ZM49 141H51V142H49ZM91 141V142H90ZM175 142V144H174V142ZM178 141H180V142H178ZM228 143H227V142ZM241 142V145H240V142ZM3 142V143H2ZM11 142H13V143H11ZM72 143V145H71V143ZM76 142V143H75ZM80 142V144H78ZM88 142H89V145H90V143H91V145L89 146V145H87L88 144ZM105 142H107V143H105ZM179 144H178V143ZM183 142V144H181L180 145V143H182ZM213 142V141H212ZM216 142H217V145H215L216 144ZM233 142H235V144L233 143ZM237 142H239V143H237ZM242 142L244 143V142H246V143H244V144H242ZM252 142V143H251ZM1 143L4 145V143L5 144H9V147H8V144H7V146L5 145V146H3V145H1ZM18 143V144H17ZM68 143H69V145H68ZM96 145V147L93 145ZM101 143H104V144H101ZM230 143V144H229ZM232 143H233V145H232ZM237 143V144H236ZM250 143V144H249ZM14 144V145H13ZM23 144V145H22ZM86 144V146L88 147H86V146H84ZM221 144V145H220ZM225 144V145H224ZM249 146H247V145ZM20 145V146H19ZM68 145V146H67ZM81 145H83V147L81 146ZM102 145H104V147L102 148ZM107 145V146H106ZM194 147H193V146ZM204 145H206V148H204L205 146ZM225 147H224V146ZM235 145V146H234ZM240 145V146H239ZM246 145V146H245ZM19 146V147H18ZM64 146H66V147H64ZM80 146V147H79ZM190 146H192V148H194V150L190 147ZM196 146H198V148H196ZM204 146V147H203ZM207 146H209V147H207ZM217 146H218V148H220L219 146H221V148H220V151H222L223 152V154L221 155V153L222 152H220L219 150H217ZM237 146H238V149H237ZM243 146V147H242ZM7 147V148H6ZM11 147V148H10ZM15 147V148H14ZM22 147V148H21ZM76 147V148H75ZM89 147H92V148H89ZM169 147V148H168ZM176 147V148H175ZM178 147V148H177ZM202 147V148H201ZM214 147V148H213ZM232 147H234V148H232ZM15 149V151L13 152V150ZM16 148H18L17 150H16ZM73 148V149H72ZM83 148H84V150H83ZM96 148H97V150H96ZM99 148H101L102 149V151L104 152V153H106V155H104V157L103 158H97V161H95V162H92V161H94V159H87L88 158V156H89V151H92V153L90 152V155L91 156H93V157H95V156H97L99 153H100V151H99ZM111 148V149H110ZM183 148V149H182ZM185 148V149H184ZM199 148H201L200 149V151H198L199 150ZM224 148V149H223ZM230 149V151H229V149ZM231 148H232V150L233 151H231ZM20 149V150H19ZM78 149V150H77ZM89 150V151H87V150ZM90 149H92V150H90ZM167 149L165 150L166 152H167ZM174 149V150H173ZM227 149V150H226ZM243 149V150H244ZM248 149V150H247ZM261 150L262 151V153H261V151L259 152V150ZM8 150H9V152H8ZM23 150H25L24 152H23ZM94 150V151H93ZM110 150V151H109ZM170 150V151H169ZM180 150V151H179ZM182 150L184 151L185 150V153L184 152H182ZM189 150V151H188ZM212 150V151H211ZM215 150V151H214ZM217 150V151H216ZM225 152H224V151ZM256 150H257V152H256ZM12 151V152H11ZM21 151V152H20ZM63 151V152H62ZM72 151V152H71ZM80 151H82V153L80 152ZM106 151V152H105ZM179 153H178V152ZM192 151V152H191ZM194 151V152H193ZM198 151V152H197ZM205 151V152H204ZM215 152V153H212V152ZM229 151V152H228ZM255 151V152H254ZM28 153V155L27 154H25V153ZM60 152H61V154H60ZM75 154H74V153ZM85 152V153H84ZM103 152H101V153H103ZM109 154H108V153ZM113 152V153H112ZM166 152L164 153V154H166ZM167 152V153H168ZM188 152V153H187ZM203 152L204 153H206V154H203ZM218 152V155H216V153ZM228 152V153H227ZM9 153H10V155H9ZM17 153H18V156L20 155V154H22V155H20L19 157L17 156ZM71 153V154H70ZM77 153V154H76ZM79 153V154H78ZM98 153V154H97ZM176 154L177 156H175L174 154ZM191 153V154H190ZM195 153V154H194ZM252 153V154H251ZM255 153V154H254ZM256 153H258V154H256ZM60 154V155H59ZM66 154V155H65ZM97 154V155H96ZM115 154V155H114ZM173 154V155H172ZM198 154V157H199V159L197 158V155ZM200 154V155H199ZM211 154V155H210ZM213 154H215L216 156H214ZM260 154V156L258 157V155ZM12 155H13V157H12ZM27 155V156H26ZM59 155V156H58ZM69 155V156H68ZM72 155V156H71ZM75 157H74V156ZM78 155H79V158H76V157H78ZM87 155V156H86ZM95 155V156H94ZM113 155L115 156V158L113 157ZM166 155H169V154H166ZM187 155V156H186ZM192 155V156H191ZM193 155H194V158H193ZM221 155V156H220ZM249 155H247V156H249ZM255 155H256V157H255ZM15 156V157H14ZM53 156V157H52ZM54 156H55V159H58V160H55L54 159ZM56 156H58V158H56ZM61 156V157H60ZM63 156H67V158H69V160L67 159V158H63ZM179 156V157H178ZM184 156V158H189V159H187V160H185L186 161V163L188 164H186L185 163V161H183L184 160V158H182V157ZM203 158H202V157ZM213 156V157H212ZM223 156V157H222ZM9 157V158H8ZM18 159H17V158ZM23 157V158H22ZM30 157H31V159H30ZM52 157V158H51ZM73 157V158H72ZM84 157V158H83ZM201 157V158H200ZM212 157V158H211ZM221 157V158H220ZM2 158H4L5 160H3L2 161ZM14 158H16V159H14ZM28 158V159H27ZM35 158V159H34ZM76 158V159H75ZM180 158H182L183 160H181ZM193 158V159H192ZM34 159V160H33ZM48 159H49V165H48ZM54 160V163H53V161H51V160ZM60 159H62V160H60ZM109 161H108V160ZM111 159H113L112 160V162H111ZM164 159H165V161H164ZM168 159V160H167ZM179 159V160H178ZM196 159V160H195ZM202 159V160H201ZM231 159H233V162L232 161H228V160H231ZM15 160V161H14ZM32 160V161H31ZM42 160V161H41ZM60 160V161H59ZM71 160V161H70ZM80 160H82V161H80ZM85 160V161H84ZM87 160V161H86ZM91 160V161H90ZM104 160V163L102 164V161ZM157 160V161H156ZM161 160H163L162 162H161ZM192 160V161H191ZM198 160V161H197ZM222 160V161H221ZM11 161V162H10ZM13 161V162H12ZM19 161V162H18ZM20 161H23V163L22 162H20ZM27 161H28V163H27ZM38 161V162H37ZM46 163H45V162ZM61 161H62V163H61ZM65 161H67V162H65ZM106 161H107V163H106ZM168 161H170L169 162V164L170 165H173L175 168H176V166H177V163H178V161H179V163H178V167H180V168H182V164L184 163V166H186V167H188L189 168V166H190V168L193 166V172H192V174L193 175H191V173H190V168L188 169V168H186V167H184L183 166V168L182 169H178V168H176V170H175V168H172L171 166H169V164H168ZM181 161V162H180ZM183 161V162H182ZM189 163H188V162ZM197 161V162H196ZM201 161V162H200ZM237 163V165H238V167L237 166H235L236 165V163ZM2 162V163H1ZM31 162V163H30ZM33 162V163H32ZM37 162V163H36ZM51 162V163H50ZM61 166V167H58L59 165L57 164V163ZM64 162V163H63ZM70 162H71V164L73 163V165H71L70 166ZM82 162V163H81ZM85 162V163H84ZM87 162H90V163H87ZM155 162V163H154ZM162 163V165H161V163ZM166 162V163H165ZM192 162H194V164L192 163ZM218 162V161H217ZM217 162L215 163V166H219L218 164H217ZM231 162V163H230ZM15 163V164H14ZM19 163V164H18ZM20 163H22L21 165H20ZM35 163H36V165H35ZM40 163V164H39ZM45 163V164H44ZM75 163H77V164H75ZM87 163V164H86ZM91 163H92V165H91ZM158 163H160V164H158ZM10 164V165H9ZM14 164V165H13ZM33 164V165H32ZM42 164H43V167H44V165H45V167L47 168V169H49L50 171L52 170V173H51V175H53V174H55L56 175V173H57V176H59V177H61V178H59V177H55V178H53V180H51V182H52V185H53V190H52V192H51V194H53V192H54V194H57V192L56 191H58V196H62L64 199H67V198H69V202H68V204L66 205V207L64 206V208H67V206L69 207V206H71V204L73 205L72 206V208L71 207H69L68 208V210H71V211H73L72 213L74 214V216L77 214V211L79 212V214H77L76 216H77V218L75 217L74 219L75 220H77V221H75L76 222V224H74V222L72 223V225H71V223H70V227H69V225L68 224H66V223H61L62 222V220H61V222H60V224L57 222V221H60V219L61 218H58V216H55L56 218H54L53 219V217H51V216H49V218H48V216H46V217H42L43 218V220L44 221H42V218H41V216H40V218L41 219H39V215L38 214H36V217H32V216H35V214H34V211H29V212H26L24 209V206L23 205H21V202H20V199L18 198V194H16V191L17 190H19V187H22L23 186V184L22 183H24L23 182V180L22 179H20V177H17L19 174H18V172L19 171H27V172H31V171H33L34 169V171H36V168L37 169H42V170H44V169H46V168H44L43 169V167H42ZM53 164H56V165H53ZM64 164H66V165H68V166H66V165H64ZM85 164V165H84ZM94 164H101L100 165V167H102V168H100V170H102V169H106L107 167H109V168H107L106 170L109 172H107L106 170L104 171V170H102V171H100L101 173H104V174H107L106 175V179L105 178H102V179H99V180H97L96 178H91L90 177V172H93L94 170L93 169H91V171H89L90 169H86L85 167L86 166H88L89 165V167H91V166H97V165H94ZM113 164V165H112ZM117 164V165H116ZM119 164H120V166H122L121 168H120V166H119ZM127 164H129V162L127 163ZM181 164V165H180ZM193 164V165H192ZM232 164V165H231ZM233 164H235V165H233ZM239 164H240V166H239ZM13 165V166H12ZM22 165H23V167H22ZM39 165V166H38ZM41 165V166H40ZM53 165V166H52ZM107 167H106V166ZM116 165V166H115ZM199 166V167H197V166ZM223 165V166H224ZM35 166H37L36 168H35ZM50 166H52V169H51V167ZM55 166V167H54ZM70 166V167H69ZM79 166V167H78ZM83 166H84V168H83ZM118 166V167H117ZM195 166H196V168L197 169H199L197 172H195L196 171V168H195ZM233 166H235V167H233ZM244 166V167H243ZM19 167V168H18ZM21 167V168H20ZM42 167V168H41ZM73 167H75V168H73ZM81 167V168H80ZM98 167V166H97ZM17 168V169H16ZM55 168H56V170H55ZM79 168V169H78ZM173 170H172V169ZM184 168H186V171H185V169ZM194 168H195V170H194ZM14 169H16V170H14ZM19 169V170H18ZM30 169V170H29ZM60 169V170H59ZM64 169V170H63ZM73 169H75V170H73ZM77 169V170H76ZM82 169H86V170H88V171H84V174H85V176L83 177V178H78L77 177V175L80 173V171L82 170ZM111 169H113L112 171H111ZM117 169H118V171H117ZM160 169V170H159ZM169 169H171V170H169ZM204 169V170H203ZM245 170L244 172L243 171H241V175L239 174V171L240 170ZM11 170H14V171H12L11 172ZM54 170V171H53ZM181 171L182 170V172H184V174L182 175L181 173H179V174H177L178 173V171ZM188 170H189V174L191 175L190 177H188L189 176V174H188ZM203 172H202V171ZM60 171V172H59ZM69 171V172H68ZM76 171V172H75ZM79 173H78V172ZM112 173H114V174H116L115 176H113L112 174H110L111 172ZM115 171V172H114ZM117 171V172H116ZM175 171V172H174ZM201 171V172H200ZM14 172V173H13ZM68 172V174H66ZM72 172V173H71ZM74 172H75V174H74ZM187 173V179L188 180H193L192 182L190 181H187V182H184V180L186 181L187 179H186V173ZM194 172L196 173V176L199 178V179H196L197 177H195L194 176ZM209 172H210V174H209ZM64 175H63V174ZM122 173V174H121ZM163 173V174H162ZM175 175H174V174ZM205 173V174H204ZM208 173V174H207ZM59 174V175H58ZM66 174V175H65ZM72 174V175H71ZM108 174H110V178L108 177ZM153 174H155V175H153ZM172 174V175H171ZM201 174V175H200ZM207 174V176H206V178H205V175ZM61 175V176H60ZM157 175V176H156ZM174 175V176H173ZM211 175L213 176V179H212V177H211ZM105 176V175H104ZM117 176V177H116ZM153 176H155L154 178H155V180H154V178H153ZM182 176H184V177H182ZM199 176H204L202 179L199 177ZM64 177V178H63ZM116 177V178H115ZM120 177V178H119ZM123 178V180H122V178ZM130 177H131V180H132V182H135L136 181V183L133 185L130 181L131 180H129L130 179ZM174 177V178H173ZM176 177V178H175ZM180 177H182V179L183 178H185V179H183L182 181H179L178 183H177V178H180ZM57 178V179H56ZM63 178V179H62ZM65 178H67V179H65ZM69 178H71V181H74L75 182V184L73 185L72 183H74V182H70L69 180ZM84 178H85V180L86 181H88L87 183L84 181ZM86 178H88V180L86 179ZM115 180H114V179ZM191 178V179H190ZM193 178V179H192ZM205 178V179H204ZM78 180V182H77V180ZM90 179V180H89ZM92 179H93V181H92ZM95 179V180H94ZM109 179H112V180H109ZM124 179H126V180H124ZM157 179V180H156ZM181 179V178H180ZM204 179V180H203ZM212 180V183H211V180ZM16 180V181H15ZM20 180H22V181H20ZM62 180L64 181V182H62ZM81 180H83L84 182H82ZM103 180V181H102ZM148 180V181H147ZM173 182H172V181ZM196 180V182H194ZM201 180H203V182L201 181ZM206 180V181H205ZM210 180V181H209ZM14 181V182H13ZM62 183H60V182ZM91 181V182H90ZM95 181V182H94ZM115 181V182H114ZM118 181V182H117ZM120 181H123V183L122 182H120ZM126 181V182H125ZM220 181H222V182H220ZM228 181H226V182H228ZM13 182V183H12ZM17 182V183H16ZM59 182V183H58ZM76 182H77V184L79 183V185H77L76 184ZM145 182V183H144ZM156 182V183H155ZM174 182H175V185H174ZM189 182V183H188ZM199 182H201V184L203 185V183L205 184L206 183V185L208 184H210L209 186L207 185V187H206V185H203L205 188H201V186L202 185H200L199 184ZM208 182H210V183H208ZM54 183V184H53ZM56 183H57V185H56ZM69 183H70V185H69ZM84 183V184H83ZM93 183H94V185H93ZM98 183H99V186H98ZM114 183V184H113ZM123 185H122V184ZM132 184V185H129V184ZM152 185H151V184ZM180 183V184H179ZM183 183V184H182ZM185 183H188V184H185ZM190 183H192V187H191V184ZM195 183H196V185H197V188L198 187H200L199 188V191L200 192H197V188H196V185H195ZM225 183V184H224ZM243 183V184H242ZM58 184H59V186H58ZM65 184V185H64ZM110 184V185H109ZM113 184V185H112ZM117 184H120V185H118L119 187H117ZM136 184H138L137 186H136ZM184 184H185V186H184ZM190 184V185H189ZM16 185V186H15ZM64 185V186H63ZM66 185H69V186H66ZM84 185V186H83ZM91 185H93V186H91ZM127 185H129V186H127ZM151 185V186H150ZM182 185V187H183V189H181L182 187H180ZM194 185H195V187H194ZM199 185V186H198ZM13 186V188H11ZM57 186V187H56ZM66 186V187H65ZM72 186H74V187H72ZM76 186H78L77 188H75ZM83 186V187H82ZM89 186V187H88ZM124 187V188H122V187ZM125 186H127V187H125ZM135 188H133V187ZM164 186V187H163ZM167 186H169L168 188L170 189V188H172L171 190H168V188H167ZM175 186V187H174ZM62 187V188H61ZM69 189H68V188ZM82 187V188H81ZM84 187H86V188H89V190H90V192L89 191H87L86 190V188L84 189ZM93 187V188H92ZM103 189H102V188ZM113 187V188H112ZM130 187V188H129ZM16 188V189H15ZM67 188V189H66ZM72 188V189H71ZM73 188H75V190H73ZM79 188V191H81V189H83V191L85 190V193L83 192V193H80L77 189ZM81 188V189H80ZM115 188H116V190H115ZM119 188V189H118ZM186 188V190H185V192L187 191V189L188 190H190V191H187V193L188 194H186V193H182V191H180V190H184ZM192 188L197 192V193H195V194H193V191H191L192 190ZM57 189V190H56ZM61 189V190H60ZM71 189V190H70ZM95 189H97V192H96V190ZM106 189V190H105ZM110 189V190H109ZM112 189L114 190L113 192H111L112 191ZM118 189V190H117ZM129 191H128V190ZM131 189V190H130ZM132 189L134 190V191H132ZM166 189H167V191H166ZM206 189V190H205ZM12 190H15V192L14 191H12ZM63 190V191H62ZM67 191V193H66V191ZM68 190L70 191V193L68 192ZM109 192H108V191ZM172 190H174V191H172ZM203 190V191H202ZM205 190V191H204ZM242 190V191H241ZM74 191V192H73ZM92 191V192H91ZM96 193H95V192ZM100 193H99V192ZM102 191V192H101ZM105 191H106V193H105ZM136 191V192H135ZM137 191H139V192H137ZM168 191H170L169 193H168ZM178 191H180V192H178ZM194 191V192H195ZM224 191H226V192H224ZM75 192H76V194H75ZM82 192V191H81ZM104 192V193H103ZM108 192V193H107ZM116 192H117V194H116ZM121 194H120V193ZM125 192H126V195H127V198L126 197H124L125 195H123V193L125 194ZM129 192V193H128ZM132 192V193H131ZM133 192H135V193H133ZM162 192V193H161ZM205 192V193H204ZM64 193H65V195H64ZM94 193V194H93ZM98 193V194H97ZM104 194V196H103V194ZM109 193H111V195L109 194ZM131 193V194H130ZM139 193V194H138ZM174 193V194H173ZM179 193H182V195H178ZM191 194V196H190V194ZM202 193H203V195H202ZM207 193V194H206ZM211 193V194H210ZM250 193H252V194H248L250 197H251V199L253 198V199H257L258 198V195L259 194H254V191H252V192H250ZM74 194V195H73ZM87 194V195H86ZM89 194H91V195H89ZM109 194V195H108ZM114 194L116 195V196H114ZM137 194V195H136ZM165 194V195H164ZM167 194V195H166ZM205 194V195H204ZM69 195H71V197H69ZM78 195V196H77ZM81 195V196H80ZM82 195H85V196H82ZM90 197H89V196ZM99 195H101V197L99 196ZM128 195H130V196H128ZM139 195V196H138ZM199 195V194H198ZM238 195H237V197H238ZM12 198H11V197ZM67 198H66V197ZM80 196V197H79ZM87 196V197H86ZM109 196V197H108ZM118 196H119V199H118ZM132 196H136V197H132ZM142 196V197H141ZM145 196V197H144ZM168 196V197H167ZM173 196H174V198H173ZM176 196V197H175ZM201 196H199V197H201ZM208 196V197H207ZM15 197L17 198V200H18V203H17V201H15L14 199H15ZM76 197V198H75ZM79 197V198H78ZM84 197V198H83ZM90 199H89V198ZM92 197L95 199V200H93L92 199ZM97 197V198H96ZM105 197H107L108 198V203H107V200H104V198ZM115 198V201H114V198L113 199H109V198ZM130 199H129V198ZM137 197H139V198H137ZM157 197V198H156ZM234 197V196H233ZM80 198H83V200H81V202H80ZM86 198L88 199V200H90V203L88 202V200H87V202H88V204H90L89 206H88V204H86ZM107 198H105V199H107ZM141 198V199H140ZM206 198V199H205ZM72 199V200H71ZM75 199H76V202H75ZM117 199V200H116ZM121 199V200H120ZM128 199V200H127ZM134 199V200H133ZM137 199L139 200V201H137ZM173 199V200H172ZM207 199H209V200H207ZM240 199V200H241ZM71 200V201H70ZM77 200H79V201H77ZM93 200V201H92ZM111 200V201H110ZM112 200H113V202H112ZM132 201V203H129V201ZM234 200V201H233ZM235 200H237V201H239V202H236ZM13 201V202H12ZM116 201H118V202H116ZM127 203H126V202ZM141 201V202H140ZM142 201H144V202H142ZM0 202V203H1ZM20 202V203H19ZM73 202V203H72ZM74 202H75V204H76V206L77 205H80V206H78V207H76V208H81L80 209V211L82 210L83 212L82 213H84L85 214V217H84V214H81V212L79 211V209H76L75 207H74ZM79 202V203H78ZM105 202V203H104ZM111 202V203H110ZM121 202V203H120ZM123 202V203H122ZM126 203V205H125V203ZM172 202V203H171ZM233 202V203H232ZM5 203V204H4ZM16 203V204H15ZM84 203V204H83ZM91 203H93V204H91ZM112 203H113V205H112ZM114 203H116V204H114ZM140 203V204H139ZM18 204V205H17ZM19 204L21 205L20 207H19ZM108 204V205H107ZM130 204H131V206H133V207H131L130 206ZM133 204V205H132ZM230 204V205H229ZM118 205V206H117ZM88 206L89 208H86V207ZM121 206V207H120ZM217 206V207H216ZM74 207V208H73ZM93 207V208H92ZM104 207V208H105ZM117 207V208H116ZM128 207V208H127ZM155 207V208H154ZM188 207V208H187ZM71 208V209H70ZM132 208V209H131ZM157 208V209H156ZM183 208V209H182ZM221 208V209H222ZM3 209H4V211H5V213H4V211H3ZM22 209H23V213L22 212H20V211H22ZM61 209H63V207L61 208ZM114 209H115V211H114ZM117 209V210H116ZM127 209V210H126ZM19 210V211H18ZM76 210V211H75ZM85 210V211H84ZM95 210V209H94ZM25 211V212H24ZM60 211V210H59ZM14 212H16V213H14ZM32 214H31V213ZM88 212V213H87ZM123 212H124V214H125V212L127 213V214H125V218L127 219V221H126V219L124 218V214H123ZM19 213H22V214H19ZM25 213H27V214H25ZM30 215H29V214ZM76 213V214H75ZM87 213V214H86ZM19 214V215H18ZM116 214V215H115ZM173 216H175V217H173ZM177 216H176V215ZM234 214H235V216H238V217H233L234 216ZM15 215H17L16 217H15ZM25 215V216H24ZM32 215V216H31ZM56 215H58V212L56 213ZM3 216H5V217H3ZM24 216V217H23ZM28 216H30L29 218H33V219H28ZM82 216V217H81ZM79 217H81V219L79 218ZM87 217V218H86ZM130 219H129V218ZM171 219H170V218ZM51 218V219H50ZM59 220H58V219ZM237 218V219H236ZM256 218H257V220H256ZM5 219H7V220H5V221H7V222H5L4 220ZM35 219V220H34ZM49 219V220H48ZM57 219V220H56ZM79 219V220H78ZM175 220V221H173V220ZM182 219V220H181ZM236 219V220H235ZM3 220V221H2ZM27 220H29L30 222H32V220H33V222L34 223H36V224H34V223H31V225H30V223H29V225H26V223L27 222H29V221H27ZM46 220H47V222H48V225L50 224V222H51V224H53L52 222H56L55 223V225H56V227H54L53 226V228H52V226L50 227H48V226H45V223H47L46 222ZM137 220V221H136ZM160 220L161 222H164L163 224H162V227H163V229H164V231L166 232V233H171L173 236H174V238H175V242H174V247L172 248H167V250H168V253L166 252L167 250L165 249L164 251L166 252V253H164L163 255H166V256H163V255H159V254H157L158 252H157V245H156V242H155V239H154V234H153V232H152V230H153V226L158 222V221ZM24 221V222H23ZM38 221V222H37ZM40 221H41V224H42V222H45V223H43V226H41V224H40ZM121 221V220H120ZM136 221V222H135ZM167 221V222H166ZM154 222V223H153ZM241 222V223H240ZM4 223H6V224H8V225H4ZM19 223V224H18ZM21 223H24V225H21ZM37 223H39V224H37ZM136 223H137V225H136ZM138 223H139V225H138ZM153 225H152V224ZM28 224V223H27ZM59 224V225H58ZM79 224V225H78ZM134 224H135V226H134ZM150 224V225H149ZM241 224V225H240ZM5 226V227H2V226ZM17 225H20V227H18L17 228ZM32 225H34L33 226V228H32ZM36 225V226H35ZM38 225V226H37ZM61 225V226H60ZM66 225V226H65ZM75 225V226H74ZM115 225L116 226H120L119 224H118V221L116 222V223H114V228L113 229H115ZM151 225H152V228H149L148 226H150L151 227ZM27 226V227H26ZM77 226H79V227H77ZM123 226V227H124ZM140 227V228H138V227ZM2 227V228H1ZM25 227V228H24ZM40 229H39V228ZM148 227V228H147ZM56 228V229H55ZM64 228V229H63ZM67 228V229H66ZM69 228V229H68ZM81 228V229H80ZM118 228H121V227H118ZM147 228V229H146ZM257 228H258V230H257ZM15 229V230H14ZM18 229V230H17ZM22 229V230H21ZM32 229V230H31ZM43 229V230H42ZM55 230V231H53V230ZM66 229V230H65ZM79 229V230H78ZM117 229V228H116ZM115 229V230H116ZM122 229H119V230H116L117 232H120V230H122ZM254 229L256 230L255 232H254V235H251V233H253L252 231H254ZM16 230H17V232H16ZM41 230V231H40ZM47 230V231H46ZM115 230H113L112 232L113 233H116V231ZM150 230V231H149ZM182 230V229H181ZM20 231V232H19ZM22 231V232H21ZM53 231V232H52ZM61 231V232H60ZM69 232V233H67L66 234V232ZM115 231V232H114ZM170 231V232H169ZM35 232V233H34ZM40 232V233H39ZM44 232H45V234H44ZM128 232V233H127ZM152 232V233H151ZM16 233H18V235L19 236H17V234ZM20 233H22L21 235H20ZM31 233V234H30ZM55 233V234H54ZM57 233V234H56ZM59 233H62L61 234V236L60 237H62V235L63 236H67V235H69V236H67L66 238L64 237V238H62V239H60L59 241L58 240H56V242L58 243H60L61 242V244L62 243H64L63 241H65L66 243V247H65V245L63 244V246L61 245V244H58V245H56L57 243L56 242H54V238L55 237H57L58 238V236H59ZM65 233V234H64ZM151 233V234H150ZM221 233H223V234H221ZM226 235H228V236H226ZM51 234H53V235H51ZM149 234V235H148ZM214 235V237L213 238H215V239H213L212 238V236ZM216 234L218 235V234H220L219 236H216ZM230 234H232L231 236H230ZM28 235V236H27ZM40 235H41V237H40ZM58 235V236H57ZM91 237V238H89V236ZM95 235H97V236H95ZM132 235H134V236H132ZM147 235H148V237L149 238H147ZM24 236V237H23ZM28 238H27V237ZM52 236V237H51ZM53 236H55V237H53ZM72 236V238L70 239V237ZM74 236V237H73ZM98 236H100L102 239H104V241H102L103 243L105 242V243H107V244H105L104 246L106 247V249L104 248V246H103V244H102V242H100L99 240H101V238H97ZM132 236V237H131ZM151 236V237H150ZM208 236V237H207ZM216 236V237H215ZM225 236V237H224ZM16 237H19L20 239H21V237H22V240L21 241H19V238H16ZM134 237H135V239H134ZM138 237V238H137ZM230 237V241H229V244H228V240L229 239H227V238H229ZM252 237V238H251ZM257 237V238H256ZM261 237V238H260ZM27 238V239H26ZM67 238H69L68 240H67ZM130 238V239H129ZM136 238H137V240H136ZM147 238V239H146ZM208 238V239H207ZM218 238V239H217ZM225 238V239H224ZM254 238H256V239H254ZM17 239V240H16ZM24 239V240H23ZM42 239V240H41ZM44 239V240H43ZM49 239L50 240H52V241H49ZM56 239V238H55ZM59 239V238H58ZM113 239V238H112ZM132 239H134V240H132ZM152 239V240H151ZM210 239V240H209ZM252 239L253 240H260V241H256V243L257 244H254L252 247L253 248H250L251 247V245H252V243H255V241H252ZM26 240H27V242H26ZM89 240V241H88ZM142 240V241H141ZM149 240V241H148ZM206 240H209V241H206ZM213 240H215V242H216V245H212V244H214L213 242ZM227 240V241H226ZM68 241V242H67ZM94 241V242H93ZM136 241L138 242V243H136ZM151 241H153V242H151ZM19 242V243H18ZM22 242V243H21ZM51 242V243H50ZM92 242V243H91ZM151 242V243H150ZM206 242H208V244L206 243ZM218 242V243H217ZM259 242L261 243V244H259ZM11 243V244H10ZM41 246V247H39V245ZM48 243L49 244H51L50 246L48 245ZM54 243V244H53ZM56 243V244H55ZM95 243H97V244H95ZM102 244L101 246L99 245V244ZM133 243V244H132ZM210 243V244H209ZM227 243V244H226ZM250 243V244H249ZM21 244H22V246H21ZM47 244V245H46ZM85 244V245H84ZM96 246H95V245ZM182 244V245H181ZM19 245V246H18ZM44 245V246H43ZM99 245V246H98ZM109 245V246H108ZM140 245V246H139ZM209 245V246H208ZM219 245V246H218ZM257 245H258V247H257ZM46 246V248H44ZM95 246V247H94ZM215 246H217V248L215 247ZM256 246V247H255ZM36 247H38V248H36ZM47 247H48V249H47ZM54 247V248H55ZM65 247V248H64ZM107 247H109V248H107ZM140 247H141V249H140ZM248 247L250 248V249H248ZM9 248V249H8ZM17 248V249H16ZM21 248V249H20ZM54 248H50L51 250H56V248L54 249ZM133 248V249H132ZM247 248V249H246ZM254 248H256V250L254 249ZM35 251H34V250ZM46 249V250H45ZM49 249V250H50ZM66 249H68V250H66ZM104 251H103V250ZM210 249V250H209ZM203 250V251H204ZM259 250V251H258ZM257 251L259 252V253H263L264 252V247H263V249H262V252H260L261 251V248L260 249H258ZM68 251V252H67ZM98 251V252H97ZM104 253H103V252ZM135 251V252H134ZM139 251H141V252H139ZM187 251L185 252V253H187ZM205 251V252H206ZM253 251H251V252H253ZM30 252V251H29ZM64 252V251H63ZM92 252H94V254L92 253ZM97 254H96V253ZM99 252H101V253H99ZM182 254H181V253ZM205 252H203V256L206 254L207 255V253H205ZM220 254H219V253ZM21 253H22V257L20 256L21 255ZM73 254L74 256H76V258L73 256V255H70V254ZM138 253H139V255H138ZM141 253V254H140ZM184 253V254H185ZM205 253V254H204ZM236 253V254H235ZM183 254V255H184ZM211 254V253H210ZM233 254V255H232ZM92 255V256H91ZM93 255H96V256H93ZM154 255V256H153ZM158 255V256H157ZM212 255H207L208 257H212ZM221 255V256H222ZM16 256H18V258H20V259H17V257ZM73 256V258H75V259H73V258H71ZM90 256V257H89ZM140 256V257H139ZM163 256V257H162ZM175 256H178L177 257V259H174V258H176ZM207 256H204L203 258H205V259H207L208 261H209V259L207 258ZM14 257V258H13ZM16 257V258H15ZM142 257V258H141ZM148 257V258H147ZM210 257V258H211ZM69 258H71V259H69ZM153 258V259H152ZM154 258H155V260H154ZM159 258V259H158ZM163 259V261H161V262H159V260H162ZM217 258H218V260H219V258H221V257H218L217 255L213 258L212 257V260L210 259V263H212L211 261H214L215 263H217ZM14 259H16V260H14ZM68 259V260H67ZM140 259H141V261H140ZM142 259H143V261H142ZM165 259V260H164ZM205 259H204V264H210L209 262H207V260L205 261ZM10 260H11V262H10ZM13 260V261H12ZM73 260H75V261H73ZM146 260V261H147ZM81 261V262H80ZM87 261V262H86ZM94 261V262H93ZM101 261V260H100ZM146 261H145V263H146ZM184 261H185V263H184ZM15 262V263H14ZM75 262V263H74ZM136 262V263H135ZM143 262V263H142ZM179 262V263H178ZM95 263V264H96ZM100 263V262H99ZM137 263V264H138ZM147 264V263H146Z\"/></svg>",
  "mask_w": 264,
  "mask_h": 264
},
{
  "label": "bare ground",
  "instance_id": "bare-ground-1",
  "mask_svg": "<svg viewBox=\"0 0 264 264\" xmlns=\"http://www.w3.org/2000/svg\"><path fill=\"white\" fill-rule=\"evenodd\" d=\"M27 1V0H26ZM29 1V0H28ZM71 1V0H70ZM137 1L138 0H101V1H98V4H100V6L101 5H103L104 6V8H105V10L106 11H109V10H107V8L110 6V11H111V7H115V6H118L117 8H116V11H118V9H121L120 11V16L119 17H121V15H126L125 17H126V20L128 19L130 22L129 23H134L135 21H133L134 19H135V15H136V13L135 12H137V11H139V9H140V7L139 8H137L136 7V11L133 9V6L132 5H136L137 4ZM172 1H175V0H172ZM179 2L178 3H180V0H178ZM196 1V0H195ZM198 1H202V0H198ZM198 1H196V2H198ZM205 1V5H214L215 7H216V5L212 2V1H214V0H204ZM218 1V0H217ZM17 2V1H16ZM22 2H23V0H22ZM96 2H97V0H96ZM139 3H140V1H138ZM143 2V1H142ZM147 2H149L150 3V1H147ZM158 2H160V1H158ZM157 1H156V3H158ZM169 2V1H168ZM167 1L165 2V5H167L166 3H168ZM215 2V1H214ZM218 2H220V1H218ZM218 2H216L217 4H218ZM24 3V2H23ZM70 3V2H69ZM144 3H146V2H144ZM175 3V2H174ZM174 3H173V5H174ZM177 3V6L179 5V8H180V4H178ZM200 3V2H199ZM202 3V2H201ZM222 3H223V0H222ZM222 3H221V6H222ZM20 4H22V3H20ZM19 4V5H20ZM91 4H92V2H91ZM95 4V3H94ZM97 4V3H96ZM142 4V3H141ZM152 4V3H151ZM171 4V3H170ZM176 4V3H175ZM204 4V3H203ZM220 4V3H219ZM18 5V4H17ZM90 5V4H89ZM153 6H154V4H152ZM159 5V4H158ZM172 5V4H171ZM213 5H212V9H213ZM5 6V5H4ZM10 6V5H9ZM16 6V5H15ZM65 6V5H64ZM99 6V7H100ZM138 6V5H137ZM140 6H142V5H140ZM144 6V5H143ZM147 6L150 8V6L147 4ZM146 6V7H147ZM160 6V5H159ZM158 6V7H159ZM162 6H164V5H162ZM161 6V7H162ZM169 6V5H168ZM176 6V5H175ZM204 6V5H203ZM12 7H13V5H12ZM18 7H20V6H18ZM54 7H56V6H54ZM53 7V8H54ZM66 7V6H65ZM68 7V6H67ZM91 7H93L94 8V5L93 6H91ZM147 7V9H149ZM152 7V6H151ZM158 7H156V8H158ZM171 7V6H170ZM205 7H207V6H204L203 7V12L205 13L206 11V8ZM210 7V10H212L211 9V6H209ZM214 7V9H216ZM218 7V6H217ZM219 7H220V5H219ZM218 7V8H219ZM263 7V6H262ZM9 8H11V7H9ZM16 8H17V6H16ZM16 8H15V10H16ZM100 8H102L103 9V7H100ZM99 8V9H100ZM153 8V7H152ZM166 8V7H165ZM165 8H161V9H164L165 10ZM174 8H176V7H174ZM217 8V12H218V10L220 9H218ZM225 8V7H224ZM97 9H98V6H97V8H96V10H95V12H97ZM158 9H160V8H158ZM160 9V10H161ZM172 9V8H171ZM214 9L212 10V13H210V11L208 12V10H207V12L206 13H210V15L211 14H213V11H214ZM23 10V9H22ZM65 10V9H64ZM67 10V9H66ZM105 10H102V12H104ZM128 10V11H127ZM142 10H144V9H140V13H141V15H139V16H142L143 15V12H142ZM157 10V9H156ZM160 10H159V12H160ZM261 10V9H260ZM264 10V9H263ZM56 11V10H55ZM91 11V10H90ZM110 11L108 12V13H110ZM115 11V10H114ZM148 12H149V14H150V11L149 10H147ZM151 11H152V9H151ZM167 11H170L169 9L167 10ZM167 11H164V12H166L167 13ZM173 11H174V9H173ZM183 11V10H182ZM258 11V9L256 10V12ZM1 12H3V11H1ZM23 12H24V10H23ZM54 12V11H53ZM92 12V11H91ZM93 12H94V10H93ZM102 12H99V13H102ZM152 12H154V11H152ZM156 12V11H155ZM176 12V11H175ZM216 12V13H217ZM222 12V11H221ZM220 12V13H221ZM264 12V11H263ZM13 13H15L14 11H13ZM20 13V12H19ZM18 13V14H19ZM106 13V12H105ZM112 13V12H111ZM144 13H146V15H148V13L145 11ZM162 13V12H161ZM169 13V12H168ZM167 13V14H168ZM172 13V12H171ZM170 13V16H169V18L173 15V14H171ZM177 13V12H176ZM179 13V12H178ZM214 13H215V11H214ZM260 13H262V12H260ZM3 14L5 15V12H3ZM17 13H15V15H16ZM17 14V15H18ZM23 14V13H22ZM25 14V13H24ZM95 14H97V13H95ZM164 14V13H163ZM222 14H224V13H222ZM257 15H258V13H256ZM0 15L2 16V13H0ZM3 15V16H4ZM11 15H12V13H11ZM91 15V14H90ZM107 14H105V15H103L104 17L106 16ZM154 15V14H153ZM152 15V16H153ZM155 15H156V13H155ZM158 15H160V14H158ZM164 15H166V14H164ZM176 15V14H175ZM175 15L173 16V18H171L172 20L174 19V17H175ZM208 15V14H207ZM255 15V13L254 14H252L251 16H254ZM0 16V17H1ZM2 16V17H3ZM92 16V15H91ZM108 16V15H107ZM110 16H115V15H110ZM109 16V17H110ZM144 16V15H143ZM142 16V17H143ZM150 16V15H149ZM152 16H151V18H152ZM167 16V15H166ZM180 15H177V17L176 18H178ZM203 16H204V14H203ZM202 16V17H203ZM213 16V15H212ZM211 16V17H212ZM214 16H216V15H214ZM245 16L246 15H244L243 16V19H241V21H243L244 19H245ZM262 16L263 15H259V17H258V19H256V17H253L254 19L252 20L253 22H250L251 20H249L251 17L250 16H246V18L248 17V22H250V23H246L245 24V26H238V28H240V29H237L238 31H239V33L241 34H243V33H245V31L247 30V33H245V35H246V37L244 36L243 38V41H247V38L248 39H250V37L252 36V34H253V36L255 37V39H256V41L257 42H260V44H263L264 45V19L262 18ZM12 17V16H11ZM20 17V16H19ZM19 17H18V19H19ZM109 17H107L108 18V20L111 18H109ZM117 16H115L114 17V19L116 18ZM118 17V18H119ZM124 17V18H125ZM146 16H144L143 18H145ZM155 17V16H154ZM156 17L157 18H159L160 16H157L156 15ZM155 17V18H156ZM95 18V17H94ZM93 18V19H94ZM140 18V17H139ZM147 18L150 20V18L147 16ZM146 18V19H147ZM163 18H165V17H163ZM194 18V17H193ZM218 18V17H217ZM105 19H106V17H105ZM120 19V18H119ZM118 19V20H119ZM171 19H169V23H170V20ZM211 19V18H210ZM256 19V20H255ZM4 21H6L5 19H3ZM7 20H8V18H7ZM117 20V19H116ZM121 20V19H120ZM135 20H138V18L137 19H135ZM151 20H154V19H151ZM165 20V19H164ZM176 20L177 19H175V20H173V23H174V21H175V23L174 24H176ZM217 20V19H216ZM19 21V20H18ZM106 21H107V19H106ZM105 21V22H106ZM112 21V20H111ZM115 21V20H114ZM123 21H124V19H123ZM148 21V20H147ZM166 21H168V20H166ZM166 21H165V23H166ZM245 21V20H244ZM74 22V21H73ZM113 22V21H112ZM116 22V21H115ZM139 22V24H140V21H138ZM156 22V21H155ZM179 22V21H178ZM205 22V21H204ZM206 22H208V21H206ZM240 22V21H239ZM246 22H247V20H246ZM8 23V22H7ZM17 23V22H16ZM19 23V22H18ZM65 23V22H64ZM94 23V22H93ZM92 23V24H93ZM136 23H137V21H136ZM154 23V21L151 23V24H153ZM162 23V22H161ZM160 23V24H161ZM171 23H172V21H171ZM234 23V22H233ZM241 23V22H240ZM251 23H253V24H251ZM73 24V23H72ZM103 24V23H102ZM107 23H105L104 24V26L106 25ZM119 24V23H118ZM122 24V23H121ZM123 24H124V22H123ZM135 24V23H134ZM142 24V23H141ZM140 24V26L142 27L143 25H141ZM158 24H159V22H158ZM157 24V25H158ZM215 24H216V22H215ZM109 25V24H108ZM133 25V24H132ZM131 25V26H132ZM137 24H135V26H136ZM156 25V24H155ZM166 25V30L168 31L169 29H174L173 27L172 28H169V29H167L168 28V26L170 25V24H165ZM168 25V26H167ZM171 25H173V24H171ZM171 25H170V27H171ZM177 25V24H176ZM202 25V24H201ZM237 25V24H236ZM251 25H252V28H251ZM12 26V25H11ZM10 26V27H11ZM64 26V25H63ZM98 26H100V25H98ZM149 26V25H148ZM162 27H163V25H161ZM174 27H175V25H173ZM179 26H180V24H179ZM58 27H60V26H58ZM72 27V26H71ZM74 27V26H73ZM72 27V28H73ZM96 27V26H95ZM100 27H102V26H100ZM113 27V26H112ZM114 27H116V24H115V26ZM123 27V26H122ZM121 27V28H122ZM137 27L138 28H135V29H137L138 31L140 30L139 29V25H137ZM203 27H204V25H203ZM226 27V26H225ZM224 27V28H225ZM237 27V26H236ZM236 27H232L233 28V30L235 29V31H237L236 30ZM20 28V27H19ZM64 28H66V27H64ZM78 28V27H77ZM103 28V27H102ZM101 28V30L103 31V33H104V35L106 34L105 33V31L106 30H109V29H106V28H104V29H106V30H103ZM144 30H146L147 29V27H145L144 26ZM165 28V27H164ZM200 28H202V27H200ZM206 28V27H205ZM227 28V27H226ZM231 28V29H232ZM8 30L10 29V28H7ZM58 29V28H57ZM60 29V30H59ZM58 30H56V33H57V31H64V30H66V29H63V27H62V29L61 28H59ZM68 29H70V28H68ZM81 29V28H80ZM97 29V28H96ZM96 29H95V31H96ZM111 29V28H110ZM117 29V28H116ZM152 29V28H151ZM153 29H154V27H153ZM207 29H208V27L206 28V31H207ZM221 29V28H220ZM223 29V28H222ZM228 29H230V28H228ZM251 29V30H250ZM82 30V29H81ZM100 30V29H99ZM98 30V31H99ZM101 30H100V32H101ZM149 30V29H148ZM155 30V29H154ZM156 30H157V27H156ZM172 30H170V33H169V31H168V33L170 34V35H172V33H171V31ZM212 30H214V29H209L208 31H209V33L212 31ZM216 30V29H215ZM214 30V31H215ZM248 30L249 31H251L250 32V34L248 33ZM2 31H5V30H2ZM78 31H80L79 29H78ZM83 32H84V30H82ZM87 31V30H86ZM97 31V32H98ZM129 31H130V29H129ZM131 31H132V29H131ZM133 31H135V30H133ZM142 31V30H141ZM175 31V30H174ZM173 31V32H174ZM181 31V30H180ZM200 31V30H199ZM214 31H212L213 33H214ZM74 32L76 33V31L74 30ZM82 32V34L84 35V33ZM92 32L93 31H91V34H92ZM96 32V33H97ZM99 32V33H100ZM140 32V31H139ZM146 32H147V30H146ZM146 32L144 33V34H146ZM154 32V31H153ZM164 32H166V31H164ZM203 32V31H202ZM219 32V31H218ZM225 32V31H224ZM224 32H223V34H224ZM253 32V33H252ZM64 33H65V31H64ZM68 32H67V30H66V33L65 34H67ZM93 33L92 35H90L89 37H86V39H85V41L83 42V41H79V42H81V44H80V46H81V48H79L80 50H78L80 53L82 52L81 51V49H83L85 52H86V50H87V52H89L90 50V48H91V46L92 45H94V47H96L97 49H95V51L96 50H99L98 48H100L102 51H104L103 52V55L102 56H100L99 58H97V60H96V57H98V55H97V51H96V53H95V51H91L92 53L94 52L95 54V59L94 60H96L95 61V63H97V64H101V66L102 65H105L104 67L105 68H101L100 66H97V67H99L98 68V70L101 68V69H104V70H99V71H106L107 69H109L110 67H111V69H112V67H122V63H124L125 61H123L122 63H119L120 61H122V59L125 57V50L127 51V49H124V51L122 50L124 47L122 46L123 44H122V41H120V43L122 44L121 46L123 47H121L119 44H118V46H120V50H122V52L121 51H116L117 49L116 48H114V47H116V45H117V43L118 42H116L117 40H120V39H117L116 40V37H115V39L113 38V37H111L112 39H110V38H108V40H116L114 43H113V41H109L108 42V44H109V46H106V40H107V38L103 35V37H100L99 36V34L97 33ZM108 33V32H107ZM132 33V32H131ZM142 33V34H143ZM155 33V32H154ZM161 33H163V31L161 32ZM168 33H166V34H168ZM208 33V34H209ZM229 33V32H228ZM3 34V33H2ZM7 34H9V33H7ZM14 34V36H16L15 35V33H13ZM65 34H61V33H58V35L61 37V38H63V36H65V38H66V36L67 35H65ZM79 36H81L80 34H81V32H80V34L79 33H77ZM116 34V33H115ZM118 34V33H117ZM136 34H137V32H136ZM141 34V35H142ZM152 32H151V34L149 33V35H151L152 36ZM166 34H165V37H166ZM168 34V35H169ZM196 34V33H195ZM217 34H219V33H217ZM217 34L215 35H213V34H211L209 37H208V41L206 42V46L203 48V49H205L204 51V53H205V55H206V57H208V58H215L216 59V61H215V59H214V62L212 61L211 62V59H210V65L212 64V63H214L213 65H214V67H212V69L215 71V69H216V72H214L213 73V70L212 71H208L209 69H208V66H206L207 67V69L208 70H203L205 73L208 71L209 73H211L210 75L208 74V72H207V74L210 76L209 77V79H208V81L209 80H211V79H213V80H215L216 82H213L212 84L213 85H215L217 82H219L220 83V85H221V81H222V84H223V80L225 79V80H227L228 79V81L230 82L231 80L232 81H234V83L236 82V84H237V82H238V86L240 87H236V86H234V83L232 82V86L231 87H236V88H239V89H241L242 88V86H243V84H245L244 82L245 81H240V80H242V79H239V78H241L242 76H236L237 75V73L238 72H240L241 70L242 71H248V69L246 70V68H247V65H248V61H247V58H245V59H243L242 57H240V55L239 54H237L236 55V53H238V52H233V49H232V47H234V46H232L231 48H228V46L229 45H231V44H225L226 42H225V35H226V33H225V35H218L217 36ZM232 34H234V32L232 31ZM69 35V34H68ZM100 35H101V33H100ZM106 35H110V34H106ZM140 35V34H139ZM140 35V36H141ZM164 34H162V35H160L161 37L163 36ZM201 35H203V33H201ZM235 35H236V33H235ZM238 35V34H237ZM244 35V34H243ZM242 35V36H243ZM250 35V36H249ZM13 36V35H12ZM54 36V35H53ZM71 36V35H70ZM69 36V37H70ZM76 36V35H75ZM74 36V37H75ZM86 36H87V33H86ZM100 38H99V37ZM133 36V35H132ZM135 36V35H134ZM137 36V35H136ZM140 36H138L139 38H140ZM156 35H154V39L156 40V39H159V38H156L155 37ZM227 36V35H226ZM231 36H234V35H231ZM240 36V35H239ZM248 36V37H247ZM58 37V36H57ZM72 37V36H71ZM82 37V36H81ZM84 37V36H83ZM110 37V36H109ZM147 36H145V38H146ZM170 37V36H169ZM174 37H176V35L174 36ZM203 37H205V36H202L201 38H203ZM241 37V36H240ZM61 38L59 39V40H57L58 42L61 40ZM73 38V37H72ZM76 38V37H75ZM77 38L79 39V37L77 36ZM76 38V39H77ZM85 38V37H84ZM83 38V39H84ZM125 38V37H124ZM128 38V37H127ZM144 38V37H143ZM152 38V37H151ZM150 37H149V39H151ZM163 38V37H162ZM172 38V37H171ZM200 38V37H199ZM207 38V37H206ZM206 38H204V40H206ZM227 38V37H226ZM242 38V37H241ZM252 38V37H251ZM4 39V38H3ZM54 39H55V37H54ZM58 39V38H57ZM67 39V41L65 40H63L64 42H66L65 44L67 45V46H69L70 47V44H71V46L73 45L72 43H74V42H76L75 40L71 43H69L68 42V40L70 39V38H66ZM74 39V38H73ZM81 39V38H80ZM106 39V40H105ZM141 39H142V37H141ZM148 39V38H147ZM153 39V38H152ZM151 39V40H152ZM161 39V38H160ZM175 39V38H174ZM173 38H172V41L174 40ZM230 39V38H229ZM234 39V38H233ZM254 39V38H253ZM252 39V40H253ZM72 40V39H71ZM107 40V41H108ZM122 40V39H121ZM155 40H154V42H155ZM162 40H164V41H167V42H169L168 40H165V39H162ZM161 40V41H162ZM232 40V39H231ZM230 40V41H231ZM252 40H249L250 42L249 43H251L252 42ZM63 41L61 40L60 41V43H63ZM70 41V40H69ZM78 41V40H77ZM153 41V40H152ZM202 41V40H201ZM224 41V42H223ZM226 41H228V39L226 40ZM234 41V40H233ZM238 41V40H237ZM243 41H238L239 42V45H240V43L242 44V43H244ZM22 42V41H21ZM67 42L69 43V44H67ZM163 42V41H162ZM171 42V41H170ZM169 42V44H171ZM203 42V41H202ZM235 42H236V36H235ZM256 42V43H257ZM4 43V42H3ZM41 43V42H40ZM128 43V42H127ZM156 44H160L158 41L157 42H155ZM229 43H231V42H229ZM237 43V42H236ZM42 44V43H41ZM75 44H77V43H75ZM116 44V45H115ZM132 44V43H131ZM172 44H174V43H172ZM235 44V43H234ZM233 44V45H234ZM246 44H248V43H246ZM246 44H243V45H246ZM251 44H253V43H251ZM254 44H255V41H254ZM57 45H59V44H56L55 46L57 47ZM61 45H63V47L62 46H60V49H61V47L62 48H64L63 50H61L60 52H59V50L60 49H58V51H56L57 49H56V47H55V49H54V47H53V49L56 51L55 53H57V58L60 56V59L59 60H61L62 62H61V64L63 63V61H64V63L65 62H67L66 61V59H70L71 58V60L73 61L74 59H75V61L74 62H76V59H77V63L76 64H79V62H80V65H77L78 67H77V69L79 68V66H81V65H86L87 63H88V65L90 64L89 62H93V61H90V57L88 58V60L89 61H85V62H87L86 64H85V62L84 61H82V64H81V61H79L80 60V58L78 59V56H76L77 54H80V53H78L77 51V54H76V52H74L75 50H76V48L78 49V45H74L73 47H75L74 48V50H71V48H69L70 50H71V52H70V50H69V52L72 54V51L75 53V56L72 54V56H71V54H70V56H69V54L67 53V52H65L66 50V48L65 47H67V46H65L64 47V44H61ZM115 45V46H114ZM166 45H168L167 43H166ZM166 45H163L162 44V46L164 47V46H166ZM226 45H228V46H226ZM263 45H262V48H261V51L263 52ZM79 46V47H80ZM104 46H105V49H104ZM124 46H125V44H124ZM130 46V45H129ZM147 46H148V44H147ZM161 46V45H160ZM159 46V47H160ZM169 46V45H168ZM173 46V45H172ZM175 46V45H174ZM236 46H237V44H236ZM248 46V45H247ZM261 46V45H260ZM126 47V46H125ZM128 47V46H127ZM156 47V46H155ZM179 47V46H178ZM199 47V46H198ZM230 47V46H229ZM238 47V46H237ZM241 47V46H240ZM257 47H259V46H257ZM49 48V47H48ZM51 48V47H50ZM116 49V50H114V49ZM129 48V47H128ZM146 48V47H145ZM145 48H143V49H145ZM152 48V47H151ZM169 47H167L166 49H168ZM177 48V47H176ZM244 47H242V49H243ZM86 49V50H85ZM119 49V48H118ZM131 49V48H130ZM169 49H171V48H169ZM199 49H200V47H199ZM236 49V48H235ZM246 49H248V48H246ZM246 49H245V52H247L246 51ZM253 49V48H252ZM251 49V50H252ZM15 50H17V49H15ZM52 50V49H51ZM54 50H52V54L54 53L53 51ZM67 50H68V48H67ZM158 50V49H157ZM162 50V49H161ZM174 50V49H173ZM244 50V49H243ZM250 50V52L249 53H251L252 51ZM257 50V49H256ZM260 50V49H259ZM2 51V50H1ZM84 51L82 52V54H84L85 55V53H84ZM100 51V50H99ZM99 51H98V53H99ZM101 51V52H102ZM133 51V50H132ZM148 51V49H146V50H143V52L146 54V52ZM236 51V50H235ZM255 51V50H254ZM261 51H260V53L259 54H262L261 53ZM91 52H89V53H91ZM101 52H100V54H101ZM131 52V51H130ZM195 52V51H194ZM200 52V51H199ZM244 52V51H243ZM243 52H242V54H243ZM55 53H54V55H55ZM127 53L128 52H126V56H128L127 55ZM143 53V54H144ZM195 53H197V52H195ZM195 53H192V56L195 54ZM201 53H203V51H201ZM204 53H203V55H204ZM239 53H240V51H239ZM248 53V54H249ZM264 53V52H263ZM58 54H59V56H58ZM153 54V53H152ZM198 55H200V54H197V57H199ZM246 55V54H245ZM250 55V54H249ZM248 55V56H249ZM257 55V53L255 54V56ZM74 56V57H73ZM82 56V55H81ZM87 56V55H86ZM85 56V57H86ZM89 56H91V55H89ZM116 56H118V58H116ZM122 56H123V58H122ZM195 57H196V55H194ZM252 55H250V57H251ZM88 57V56H87ZM116 59H115V58ZM149 57V55H147V58ZM202 59H203V57L202 56H200ZM200 57L199 58H197V59H200ZM72 58H74V59H72ZM82 58V57H81ZM120 58H121V60H120ZM129 58H131L130 56L127 58L126 57V59H128L129 60ZM142 58V57H141ZM249 58V57H248ZM252 58V57H251ZM250 58V59H251ZM55 59H56V57H55ZM57 59V60H58ZM87 59V58H86ZM132 59H134V58H132ZM143 60L142 61H144V58H142ZM145 59H146V57H145ZM197 59L195 60V58L193 57L192 58V60L191 61H193V63L194 64H196L195 63V61L198 63V61H197ZM205 59V58H204ZM54 60V59H53ZM70 60V61H71ZM82 60V59H81ZM83 60H85V58L83 59ZM92 60V59H91ZM124 60V59H123ZM139 60L140 59H138L136 62H138V63H140L139 62ZM152 60V59H151ZM213 60V59H212ZM70 61H68V62H70ZM130 61H131V59H130ZM204 61V60H203ZM208 61V60H207ZM261 61L262 62H264V56H262V58H261ZM59 62V61H58ZM57 62V63H58ZM73 62V63H74ZM134 62V61H133ZM201 62V59H200V61H199V63ZM71 63V65H73L72 64V62H70ZM127 63L129 64L130 62L129 61H127L126 63H125V65H127ZM135 63V62H134ZM133 63V64H134ZM189 63H191V62H189ZM202 63V65L201 66H204L203 65V63L204 62H201ZM208 63V62H207ZM206 63V64H207ZM58 64H60V62L58 63ZM67 64H69V63H67ZM67 64H66V66H67ZM94 66L95 65H97V64H94V62L92 63ZM121 64V65H120ZM130 64H132V63H130ZM132 64V65H133ZM136 64V63H135ZM134 64V65H135ZM205 64V63H204ZM64 65V64H63ZM84 65H83V67H84ZM125 65H124V67H125ZM132 65H130V68H127V69H125L127 72H130L131 74H132V72H134V70L136 69V71H135V73H137V75H139V73L137 72V70H141V69H139V66L137 65H135V66H133V67H135V68H131L132 67ZM197 65V67L199 66L200 67V65H198V64H196ZM195 65V66H196ZM212 65V66H213ZM61 66V65H60ZM69 66V65H68ZM75 66L76 65H73V69H76L75 68ZM87 66V65H86ZM85 66V67H86ZM90 66V65H89ZM107 66V67H106ZM128 66V65H127ZM194 66V65H193ZM260 66V65H259ZM72 67V66H71ZM82 66L80 67L82 70L83 69H85V67L83 68ZM129 67V66H128ZM197 67L195 68V69H197ZM205 67V66H204ZM203 67V68H204ZM206 67H205V69H206ZM67 68V67H66ZM90 68H94L93 66H90L89 67V69H88V71L85 69V71H86V73H87V75H89L91 72V70H90ZM114 68V69H115ZM201 68V67H200ZM257 68H259V67H257ZM256 68V69H257ZM72 68L71 69H66V71L67 70H69V71H67V72H70V74L72 75V73L71 72H73V71H71V70H73ZM97 68H94L93 70H96ZM118 69V68H117ZM116 69V70H117ZM120 69V68H119ZM194 69V70H195ZM231 69V71H233V73H232V75H231V77L229 76V78H230V80H229V78H228V76H227V74H226V72H224V71H226V70H230ZM93 70H92V72H93ZM97 70V72H99ZM121 70V69H120ZM123 70V69H122ZM200 70V69H199ZM202 70V69H201ZM220 71L221 70V73H224V74H222V75H219V74H217V71ZM238 70V72H236ZM251 70H252V67H251ZM254 70H255V68H254ZM65 71V70H64ZM115 71V70H114ZM119 71V70H118ZM118 71H115V72H118ZM124 71V70H123ZM250 71V70H249ZM249 71L247 72V73H249ZM258 71V70H257ZM90 72V73H89ZM96 72V71H95ZM94 72V73H95ZM96 72V73H97ZM120 72V71H119ZM122 72V71H121ZM126 72V73H127ZM148 72V71H147ZM154 72V71H153ZM202 72V71H201ZM255 72H256V70H255ZM81 73V72H80ZM83 73H85V72H83ZM93 73V74H94ZM102 73V72H101ZM104 73V72H103ZM123 73H125V72H123ZM125 73V74H126ZM229 73V72H228ZM231 73V72H230ZM252 73L254 74V76H256V73H254V71H252ZM251 73V74H252ZM68 74V73H67ZM78 74H79V72H78ZM92 73L89 75V77L91 76L92 77V75H93ZM198 74H201L200 73V71H199V73ZM197 73L195 74V75H198ZM258 75L256 76V77H258L260 80H261V82L263 83V79H264V69H260V71H259V73H257ZM66 75V74H65ZM74 75L75 74H73V77H74ZM86 74H84V75H81L80 76V80H83V76H85ZM97 75V74H96ZM129 75V74H128ZM207 75V76H208ZM240 75H242V74H240ZM250 75V74H249ZM5 76H6V74H5ZM78 76V75H77ZM95 76V74L93 75V77ZM98 76V75H97ZM199 76V75H198ZM197 76V77H198ZM201 77H202V75H200ZM200 76H199V80L198 79H196V77L194 78L195 80H198V82H200V84L202 83L201 81H204L205 80V77H202V78H200ZM227 76V77H226ZM3 77V76H2ZM83 77V78H82ZM86 77V76H85ZM88 76H87V80H89L88 78H89ZM91 77H90V79H91ZM237 77H239V78H237ZM250 77V76H249ZM72 78V77H71ZM152 78V77H151ZM208 78V77H207ZM243 79H244V76L242 77ZM252 78V77H251ZM67 79H68V75H67ZM73 79V78H72ZM85 79V78H84ZM200 79H201V81H200ZM204 79V80H203ZM1 80V79H0ZM79 80V79H78ZM195 80H194V82H195ZM207 80V79H206ZM11 81V80H10ZM170 81V80H169ZM177 82L176 81V79L175 80H173V82ZM190 81V80H189ZM192 81H193V79H192ZM191 81V82H192ZM254 81H256V80H254ZM253 81V83H255ZM2 82H3V80H2ZM82 82H84V81H82ZM168 82V81H167ZM170 82H172V81H170ZM173 82H172V84H173ZM188 82V81H187ZM197 82V83H198ZM211 82H212V80H211ZM230 82V83H231ZM242 82H243V84H242ZM257 82V81H256ZM259 82V81H258ZM260 82V83H261ZM74 83V82H73ZM169 83V82H168ZM168 83H166V86H167V84ZM189 83V82H188ZM225 83L228 85V83L225 81ZM229 83V85H231ZM4 84V86L6 85V82L5 83H3ZM58 84H60V83H58ZM63 84H65V83H63ZM62 84V85H63ZM164 84V83H163ZM163 84H161L162 85V90L164 89V88H166V89H168V88H170L171 86H175L174 84L173 85H171L170 87H169V85L166 87L165 85H163ZM171 84V83H170ZM190 84H192V83H190ZM242 84V85H241ZM247 84V83H246ZM255 84H257V83H255ZM0 85H2L1 83H0ZM62 85L61 86H59V89H60V87L61 88H63L62 87ZM71 85V84H70ZM178 85H179V83H178ZM184 85H185V83H184ZM184 85H182V86H180V89H182L183 87H185ZM187 85V84H186ZM204 85H206L205 84V82H204ZM209 85H211V83L209 84ZM217 85V84H216ZM253 85V84H252ZM264 85V84H263ZM58 86V85H57ZM65 86V85H64ZM73 86V85H72ZM245 86V85H244ZM247 86L251 89V85L249 86V85H246V87L245 88H247ZM8 87V86H7ZM159 87V88H160ZM164 87V88H163ZM176 87V89H178L177 87L178 86H175ZM174 87V88H175ZM187 87V86H186ZM185 87V88H186ZM206 87V86H205ZM207 87H208V85H207ZM213 87V86H212ZM216 87H219V86H216ZM257 87V86H256ZM255 87V88H256ZM5 88V87H4ZM66 88V87H65ZM70 88V87H69ZM73 88V87H72ZM173 88V90H175ZM184 88V89H185ZM188 88V87H187ZM187 88H186V90H187ZM64 89V88H63ZM165 89V90H166ZM180 89H178V90H180ZM206 89V88H205ZM212 89V88H211ZM213 89H214V87H213ZM216 89V88H215ZM218 89V88H217ZM254 89V88H253ZM4 90V89H3ZM62 90V89H61ZM64 90H66V89H64ZM68 90V89H67ZM161 90V91H162ZM188 90H190V89H188ZM246 90V91H245ZM247 90H249L248 88L247 89H244V88H242L241 89V92H239V93H241L242 95H247L248 93H247ZM252 90V89H251ZM6 92L5 93H7L8 91L7 90H5ZM164 91V90H163ZM163 91H162V94H161V96L163 95ZM217 91H219V90H217ZM1 92V91H0ZM11 92V91H10ZM65 92V91H64ZM174 92V91H173ZM229 92V91H228ZM39 93V92H38ZM45 93V92H44ZM180 93H182L181 92V90H180ZM235 95H236V90H235V92H233ZM4 94V93H3ZM8 94V93H7ZM6 94V95H7ZM25 94V93H24ZM164 94L166 95L167 94V90H166V93L164 92ZM171 94V93H170ZM169 93H168V96L170 95ZM176 93L174 92V94L173 95H175ZM177 94H178V96L180 95L181 96V94H179L178 93V91H177ZM183 94V93H182ZM185 94V93H184ZM183 94V95H184ZM192 94V93H191ZM221 93H219L218 95L219 96H221V95H224V94H221ZM172 95V101L174 100L173 99V96ZM182 95V96H183ZM186 95H188L187 93H186ZM205 95H207V94H205ZM217 95V96H218ZM229 95V93L227 94V96ZM232 95V94H231ZM242 95H237L238 97H242ZM249 95V94H248ZM160 96V97H161ZM171 96V95H170ZM185 96V95H184ZM191 96V95H190ZM193 96V95H192ZM214 96V95H213ZM216 96V95H215ZM214 96V97H215ZM218 96V97H219ZM226 96V94L224 95V97ZM237 96H235L236 98H235V100H237L238 98H237ZM250 96V95H249ZM249 96H247V97H249ZM251 96H253V95H251ZM9 97V96H8ZM72 97L74 98V96L72 95ZM71 97V98H72ZM188 97H189V95H188ZM209 97V96H208ZM218 97H215V98H217L218 99ZM230 97H232V96H230ZM259 97V96H258ZM155 98V97H154ZM153 98V99H154ZM170 97H168V99H169ZM175 98V97H174ZM176 98H177V95H176ZM181 97H179V99H180ZM184 98V97H183ZM187 97L185 96V98L184 99H186ZM212 98V97H211ZM220 98H222V100H223V97L221 96ZM228 98V97H227ZM226 97H225V100L227 99ZM243 98V97H242ZM260 98H262L263 100H264V95L262 96V97H260ZM259 98V100H261ZM4 99V98H3ZM9 99V98H8ZM166 99V98H165ZM182 99V98H181ZM180 99V100H181ZM213 99V98H212ZM229 99V98H228ZM231 99V98H230ZM227 100V101H222L221 99H218V100H220V101H216L213 105H212V103H211V106L209 105V107H211L210 108V111L208 112L209 114H210V116H211V118H210V120L209 119H206V126H204L205 127V129H208V130H210L209 128H208V124L210 123L209 121H211L212 123L214 122H218L219 124L218 125H216V126H218L217 128L215 127V125H213L214 126V128L212 127V123H211V125L209 124V126L211 127V131H212V133H211V136L210 137H208L209 139L211 138L212 140H210L208 143L210 144V143H213L214 144V142H215V140L219 143L221 140H222V138H224V137H222L221 138V140L219 141V140H217L218 138H219V136H220V134H221V136H223L222 135V130H220L221 129V125H223V124H225L226 122H225V120H221V119H223V118H225V119H228L229 118V116L231 115V117L233 116V119H235V117H234V115L235 114H237V115H239L240 113L239 112H241L242 110L238 107V105L239 104H243V102L241 103V101L242 100H237V101H234V99H233V97H232V99L231 100ZM248 99V98H247ZM254 99V98H253ZM253 99H252V101L251 102H253ZM258 99V98H257ZM257 99H256V102H257ZM73 100V99H72ZM71 100V101H72ZM161 100H163V98L161 97ZM161 100L159 101H157L156 100V102H155V100L153 101V102H155V104L153 103V104H151V107H152V111L153 112H155L156 114L157 113H159L160 114V116H167V115H169V113L173 110V109H171V107L173 108V105L175 106V107H177V104H178V102H180V101H178L177 102V104H171L172 106H169V105H166L167 104V102L166 101H164V103L166 102V104H164L163 103V101L161 102ZM176 100V99H175ZM175 100H174V102H175ZM187 100V99H186ZM214 100V99H213ZM246 100V99H245ZM244 100V104H247L246 103V101ZM255 100V99H254ZM262 100V103H264V101ZM4 101V100H3ZM2 101V102H3ZM6 101H7V99H6ZM10 101V100H9ZM75 100H73L72 101V103L74 102ZM87 101V100H86ZM151 101V100H150ZM168 101V100H167ZM172 101H168V102H172ZM182 101V100H181ZM188 101V100H187ZM8 102V101H7ZM14 102V101H13ZM80 102V101H79ZM79 102H77V100H76V103H75V105H74V109H75V111H73L74 109L73 108H71V112L73 113H76L77 112V114L79 113V111H80V113L82 114L83 112H84V110H83V108L85 109V107L87 108L88 107V104H87V102H85V101H81V103H79ZM89 103H91L90 102V100L88 101ZM183 102H184V100H183ZM189 102V101H188ZM209 102H207L208 104H209ZM214 102V101H213ZM250 102V101H249ZM250 102V103H251ZM255 102V103H256ZM259 104H257L256 103V107H257V105H258V107L259 106H261V104H260V102H258ZM189 105V103H186V106H188ZM253 104V103H252ZM92 105H93V107H94V105L95 104H93L92 103ZM182 105V104H181ZM185 105V104H184ZM264 104H262V107H264L263 106ZM69 106H71V107H73V105H69ZM244 105H242V107H243ZM246 106H248V105H246ZM252 106V108H254V105H251ZM15 107V106H14ZM90 107H91V105H90ZM89 107V108H90ZM92 107V108H93ZM250 107V106H249ZM248 107V108H249ZM70 108V107H69ZM88 108V109H89ZM92 108H90L89 110L88 109H86L85 111H87V113H84L85 115L84 116H86V117H88V115L91 113V111L90 110H92V111H95V112H92V114H93V116H95L94 115V113L95 114H97V111H100L101 113H99L100 114V116H101V114L103 113L104 114V112L106 113V111H104L102 108H100V110L98 109L97 110V108H95V110H93ZM99 108V107H98ZM149 108V107H148ZM147 108V109H148ZM178 108V107H177ZM208 108V107H207ZM206 108V109H207ZM246 108V107H245ZM251 108V107H250ZM73 109V110H72ZM81 109H82V111H81ZM146 109V110H147ZM70 110V109H69ZM107 110V109H106ZM118 111H121V110H119V108L117 109ZM186 110V109H185ZM209 110V109H208ZM249 110V109H248ZM252 110V109H251ZM254 110V109H253ZM256 110V109H255ZM102 111H104V112H102ZM114 111V110H113ZM183 111H184V109H183ZM187 111V110H186ZM206 111V110H205ZM219 112L218 113V115H217V113L216 112ZM90 112V113H89ZM185 112V111H184ZM243 112H245V110H243ZM242 112V113H243ZM247 112V111H246ZM259 112V111H258ZM60 113H62V112H60ZM68 113V116L70 117L71 115H69V113H70V111L69 112H66V114ZM73 113V114H74ZM117 113V112H116ZM129 114H131L130 112H128ZM128 113H126V114H128ZM143 113H145V111L143 112ZM225 113H227L226 115H227V117H226V115H223V116H225V117H223L222 116V114H225ZM249 113L250 112H248V113H243V114H248V118H249V116L253 119V118H255V117H252V114L251 115H249ZM252 113V112H251ZM65 114V113H64ZM65 114V115H66ZM72 114V115H73ZM76 114V115H77ZM80 114V115H81ZM108 114V117H109V113H107ZM112 114V113H111ZM121 114V113H120ZM128 114V115H129ZM176 114V113H175ZM178 114V113H177ZM186 114V113H185ZM206 114V113H205ZM242 114V115H243ZM255 114V113H254ZM50 115V114H49ZM55 116V114H52V116ZM57 115V114H56ZM62 115V114H61ZM60 115V116H61ZM91 115V114H90ZM118 115V117H120L121 118V120L122 121H124L123 120V117H121V116H123V115H119L118 113L116 114V116ZM132 115V114H131ZM130 115V116H131ZM142 115V114H141ZM140 115V116H141ZM148 115V114H147ZM174 115V114H173ZM172 115V116H173ZM216 115V117H214ZM236 115V116H237ZM241 115V114H240ZM239 115V116H240ZM46 116V115H45ZM53 116V117H54ZM78 116V115H77ZM92 116V115H91ZM99 116V117H100ZM102 116H105L104 118V121L105 120H107V121H109L110 119L109 118H111V117H107V115H102ZM111 116H113V117H115V119L113 120V118H112V120H111V122L113 121V122H115V121H117L116 119H120V118H118V117H116L115 116V113H113V115H111ZM130 116H129V118H127V119H131L130 118ZM138 116V115H137ZM176 116V115H175ZM183 116H184V114H183ZM183 116H181L182 117V119H183ZM201 116V115H200ZM206 116H209L208 114L206 115ZM214 117V119H213V117ZM244 116V115H243ZM242 116V117H243ZM260 116V115H259ZM258 116V117H259ZM53 117H47L46 118V120L44 121V124H42V126H36V128L34 127V130L32 129L33 128V126H34V124L32 125V128H30V130H28L29 128H27V126L25 127V128H27V130L28 131H26V129H25V131H20L19 133H18V131L16 130V132L18 133L16 136H14V133L12 134V133H10L11 134V137H15V138H13V140H18V142L19 141H22V142H24V149H26L28 152H29V154H30V156H32V157H35V158H43L44 159V156L46 157V156H50V155H53L55 152H57V151H61L60 150V148L63 146L62 144L64 143H62V142H58V143H55V142H52V143H48L47 144V142H46V140L48 139L47 138V134L44 132V129H45V127H44V129H42L43 128V125H45L46 127L47 126H49V125H51V124H54V123H57V117H59V116H55L56 118H53ZM69 117H67L66 116V118H69ZM80 117V116H79ZM81 117H82V115H81ZM81 117L79 118V119H81ZM99 117L97 118V119H99ZM127 117V116H126ZM139 117V116H138ZM171 117V116H170ZM170 117H169V119H170ZM179 117V116H178ZM178 117H172L171 118V120L174 118V119H177ZM223 117V118H222ZM230 117V118H231ZM62 118H65V116H63L62 115V117L61 118H59V119H62ZM77 118V117H76ZM84 118L85 117H83V119H81V120H84ZM94 118V117H93ZM93 118L91 117V119L93 120ZM96 118H94V119H96ZM166 118V117H165ZM196 118H198V117H196ZM204 118V117H203ZM247 118V120H249ZM250 118V120H252ZM90 119V118H89ZM89 119L87 120V122H89ZM96 119V120H97ZM109 119V120H108ZM132 119H134V117L132 118ZM181 119V120H182ZM184 119H186V115H185V117H184ZM262 119V118H261ZM40 120V119H39ZM63 120V119H62ZM68 120V119H67ZM91 120V121H92ZM96 120H94V121H96ZM135 120V119H134ZM164 120V119H163ZM178 120V119H177ZM188 120V119H187ZM203 120H205V119H203ZM209 120V121H208ZM238 123H240V125L243 123H246V118L244 119H242L241 118V116H240V118H238V116H237V119H235ZM246 120V121H245ZM250 120L249 121H247V124L250 122ZM260 120V119H259ZM258 119H257V121H259ZM22 121H23V119H22ZM36 121H38V119L36 120ZM72 121H74V123H76L75 122V119L74 120H72ZM77 121V120H76ZM94 121H92V122H90V125H89V123H88V125H89V131L87 132V133H84L83 135H85V134H89L90 135V133H93L92 135L93 136H95L96 137V135H94V132L98 129V128H101L99 125H102V124H99V123H101V122H103V118L101 119V122H97L98 124V126L94 123ZM119 121V123H120V120H118ZM176 121V120H175ZM185 121V120H184ZM183 121V122H184ZM190 121V120H189ZM189 121H187V122H189ZM193 121V120H192ZM191 121V122H192ZM207 121H208V123H207ZM219 121H221V123L219 122ZM231 121H233V120H229L228 121V123L229 122H231ZM235 121V122H236ZM255 122H254V124L251 126L252 128H255L254 126H256L257 124H255V123H257V121H256V118H255V120H254ZM69 122L70 123H72L71 121H70V119H69ZM79 122L81 123V121L79 120ZM78 121H77V123H79ZM83 122H86V120L85 121H83ZM83 122H82V125H83ZM106 122V121H105ZM126 122V121H125ZM124 122V123H125ZM130 123H132V120L131 121H129ZM135 122V121H134ZM176 122H178V121H176ZM193 122H195V120L193 121ZM225 122V123H224ZM251 122H253V120L251 121ZM250 122V123H251ZM260 122H261V120H260ZM260 122H258L259 124H261ZM28 123H31V122H27V125H28ZM33 123H35V122H33ZM38 123V122H37ZM40 123V122H39ZM43 123V122H42ZM60 123H61V120H60ZM59 123V124H60ZM64 123V122H63ZM94 123V124H93ZM107 123V122H106ZM118 123V122H117ZM116 122L114 123V125L115 124H117ZM130 123H128V122H126L125 123V125L127 124H130ZM163 123V122H162ZM179 123V122H178ZM180 125H182V126H185V127H188L186 124L184 125V124H182V122L180 121ZM196 123V122H195ZM213 123V124H214ZM228 123H226V125L228 124ZM232 123V122H231ZM234 123V122H233ZM237 123V124H238ZM64 124H66V122L64 123ZM87 124V123H86ZM109 124V123H108ZM111 124H113V123H111ZM123 124V123H122ZM122 124H120V127L122 128L123 126H122ZM136 124V123H135ZM134 124V125H135ZM164 124V123H163ZM163 124H162V127H163ZM170 124V123H169ZM172 124V123H171ZM216 124V123H215ZM235 124V123H234ZM234 124H231V127L234 125ZM25 125V124H24ZM29 125H31V124H29ZM87 125V126H88ZM104 125V124H103ZM110 125V124H109ZM114 125H112V127L114 126ZM124 125V126H125ZM132 125H133V123H132ZM132 125H131V127H132ZM179 125V126H180ZM194 126H195V124H193ZM193 125H191V124H189V126H191V127H193ZM226 125H223V126H226ZM229 125V124H228ZM4 126V125H3ZM53 126V125H52ZM54 126H56V125H54ZM59 126V125H58ZM58 126H56V127H58ZM61 126V125H60ZM64 126V125H63ZM71 126V125H70ZM86 126V125H85ZM86 126V128H88ZM105 127L107 126V124H105L104 125ZM117 125H115V127H116ZM181 126V127H182ZM222 126V127H223ZM236 126V128H237V126H239V125H235ZM234 126V127H235ZM250 126V125H249ZM22 127V126H21ZM20 127V128H21ZM29 127V126H28ZM68 127V126H67ZM67 127H66V129H64L65 127H63V129L64 130H67ZM73 127V126H72ZM79 127V126H78ZM82 127V126H81ZM81 127H79V129L81 128ZM98 127V128H97ZM103 127V126H102ZM110 127V126H109ZM108 126H107V128H109ZM112 127H110L111 129H112ZM115 127H113L114 129H115ZM131 127H129V128H131ZM137 127V126H136ZM167 127H169V126H167ZM171 127H172V125H171ZM170 127V128H171ZM180 127V128H181ZM203 127V126H202ZM227 127V126H226ZM231 127H229V132H231V131H233V129L231 130ZM233 127V128H234ZM240 127V126H239ZM248 127V126H247ZM251 127H249L250 129H251ZM264 127V126H263ZM263 127H260L261 129L259 130V133L260 134H257L256 136H258V135H260V136H263L264 137V128ZM1 128H2V126H1ZM4 129L6 128V127H3ZM2 128V129H3ZM10 128V127H9ZM19 127H18V129H20ZM128 128V129H129ZM134 128V127H133ZM170 128H165L164 130H168L169 131V129ZM184 128V127H183ZM235 128V129H236ZM240 128H242V126L240 127ZM240 128H237V131H239V129ZM245 129H246V127H244ZM249 128L248 129H246V130H248V133L250 132L249 131ZM3 129V130H4ZM13 129H16V128H13ZM32 129V130H31ZM37 129V130H36ZM52 129H53V127H52ZM51 129V130H52ZM60 129H62V128H60ZM114 129H112L113 130V133H114ZM120 129V128H119ZM127 129V128H126ZM153 130H154V128H152ZM158 129V128H157ZM160 129H162V128H160ZM187 129V128H186ZM190 129V128H189ZM192 129H195V127L194 128H192ZM191 129V130H192ZM203 129V128H202ZM7 130V129H6ZM6 130H4L5 132H6ZM11 130V129H10ZM10 130L8 131V133L10 132ZM21 130V129H20ZM54 130H55V128H54ZM57 130H59V129H57ZM63 130V131H64ZM71 130V129H70ZM104 130V128L102 129V131ZM121 130V129H120ZM119 130V131H120ZM122 130H123V128H122ZM121 130V131H122ZM130 130V129H129ZM135 130V129H134ZM176 130V129H175ZM181 130V129H180ZM180 130H177V131H180ZM185 130V129H184ZM191 130H189V132L190 133H194V132H192ZM199 130V129H198ZM197 130V131H198ZM224 130H226L225 128H224ZM227 130H228V128H227ZM226 130V133L228 132ZM245 130V131H246ZM33 131H37L38 133L37 134H33L34 132ZM59 131H61V130H59ZM76 131V130H75ZM81 131V130H80ZM100 131V130H99ZM111 131V130H110ZM116 131H117V127H116ZM119 131H117V132H119ZM136 131V130H135ZM151 131V130H150ZM172 131V130H171ZM170 131V132H171ZM183 131V130H182ZM187 131V130H186ZM194 131V130H193ZM196 131V130H195ZM202 131V130H201ZM236 131V130H235ZM235 131H234V134H235ZM236 131V132H237ZM243 131H244V129H243ZM251 131H252V129H251ZM1 133H4V132H2V130L0 131ZM66 132V131H65ZM82 132V131H81ZM132 132V131H131ZM169 132V133H170ZM176 132V131H175ZM185 132V131H184ZM7 133V132H6ZM57 133V132H56ZM55 133V134H56ZM78 132H76V134H77ZM103 133V132H102ZM102 133H100L101 135H102ZM108 132H106V134H107ZM124 133V132H123ZM123 133H121V135L123 134ZM136 133V132H135ZM140 133V132H139ZM150 133V132H149ZM156 133V132H155ZM159 133V132H158ZM157 133V134H158ZM163 133V132H162ZM169 133H167V135L169 134ZM183 133V132H182ZM224 133V132H223ZM239 133H240V131H239ZM247 133V134H248ZM9 134V135H10ZM51 134V133H50ZM65 134V133H64ZM112 134V133H111ZM110 134V135H111ZM118 134V133H117ZM116 134V135H117ZM176 134H178V132L176 133ZM176 134H175V136H176ZM181 134V133H180ZM187 133L185 132V136H186V139L188 138L187 136L188 135H186ZM189 134V133H188ZM192 134H190L191 135V137L192 136H194V135H192ZM204 134H205V132H204ZM207 134H209V131H208V133L206 132V136H207ZM232 134H233V132H232ZM234 134H233V136H234ZM243 134V133H242ZM246 134V133H245ZM245 134H243V135H245ZM246 134V135H247ZM250 134H252L251 132H250ZM6 135V134H5ZM13 135V136H12ZM58 135H59V133H58ZM57 135V136H58ZM62 135L63 134H61V137H62ZM66 135V134H65ZM72 135H74V134H72ZM80 135V134H79ZM82 135V136H83ZM99 135V134H98ZM100 135V136H101ZM105 135V134H104ZM109 135V136H110ZM115 135V134H114ZM119 135V134H118ZM125 135H127V134H125ZM142 135V134H141ZM167 135L165 136L166 138H167ZM172 135V134H171ZM182 135H184V134H182ZM190 135H189V137H190ZM199 135V134H198ZM204 135V136H205ZM227 135V134H226ZM229 135H231V133H229ZM241 135V134H240ZM239 135V136H240ZM245 135V136H246ZM2 136V135H1ZM0 136V139L4 136H2L1 137ZM64 136V135H63ZM70 136V135H69ZM75 137H76V135H74ZM78 136V135H77ZM82 136H80L81 138H82ZM93 136H91V137H93ZM99 136V137H100ZM106 136V135H105ZM104 136V137H105ZM133 135H131L130 136V134H129V136H126L125 138H126V140L128 141L126 144H124V145H120L119 143L124 139L125 140V138H124V135H123V137L121 136H117L118 138L117 139H115V141H113V143L111 142L112 140H113V138H112V140H110V142L112 143L111 145H109V146H111V148H112V150L111 151H113L114 153H116L117 155H116V158H117V160L116 161H118V162H120L121 164H124V169L125 170H122L124 173V175H125V177L124 178H127V176H133V179H135V180H137V182L138 181H141V182H143V181H145L146 179H152V173L153 172H155V170H158V169H156V167L157 166H155V165H152L151 163V159L153 160L154 158H156V157H158L159 156V160H160V157L162 158V156H166L165 157V159L167 158V156H170V157H168L169 159H171V163H172V159H174V157L172 158L171 157V151H172V148H171V151L170 152H168V149H167V147H166V145L167 144H165V143H167V142H162V141H164V138H163V140L161 141V143H158L157 142V140L156 139H154V138H146V137H143V138H141V137H139L138 138V136H135V137H132ZM150 135H148V137H149ZM155 136V135H154ZM153 136V137H154ZM161 137H163L162 135H160ZM174 136V135H173ZM172 136V137H173ZM180 137V140H181V135H179ZM236 136V135H235ZM234 136V137H235ZM10 137V136H9ZM49 137H50V135H49ZM59 137V136H58ZM67 137H68V135H67ZM67 137L65 138V139H67ZM71 137V136H70ZM70 137L67 139V140H70ZM79 137V138H80ZM84 137V136H83ZM86 137V136H85ZM106 137H108V135L106 136ZM106 137L105 138H103V141L102 140H100V141H102V142H104V139H106ZM112 137H115V136H113L112 135ZM137 137V138H136ZM227 138H229V140H230V137L229 136H226ZM231 137H232V135H231ZM262 137V138H263ZM6 138V137H5ZM55 138H56V136H55ZM80 138V139H81ZM89 138V137H88ZM94 138V137H93ZM98 138V137H97ZM155 138H157V136L155 137ZM168 138H170L171 140H172V138H171V136L170 137H168ZM175 138H177V137H174L173 139H174V141L176 140ZM179 138H177V139H179ZM184 138V137H183ZM182 138V139H183ZM193 138V137H192ZM238 139H239V137H237ZM244 138V137H243ZM258 139H259V137H257ZM52 139V138H51ZM50 138H49V140H51ZM53 139H54V137H53ZM64 139V140H65ZM96 139V138H95ZM101 139V138H100ZM108 139H109V137H108ZM111 139V138H110ZM122 139V140H121ZM160 139V138H159ZM189 139V138H188ZM191 139V138H190ZM190 139H189V141H190ZM240 139H242V138H240ZM245 139V141H246V137L244 138ZM264 139V138H263ZM3 140V139H2ZM5 140V139H4ZM11 140V139H10ZM62 140V139H61ZM60 139H59V141H61ZM64 140H62V141H64ZM77 140H79L78 138H77ZM87 140V139H86ZM91 140V139H90ZM123 140V141H124ZM169 140V139H168ZM167 140V141H168ZM185 140V139H184ZM183 140V141H184ZM224 140H226L225 138H224ZM224 140H222V142H224ZM256 140V139H255ZM260 140V139H259ZM7 141H9L8 140V137H7ZM12 141V140H11ZM56 141H58V140H56ZM66 141V140H65ZM88 141V140H87ZM94 141V144H96V143H99V140H98V142H96L95 143V140H93ZM97 141V140H96ZM170 141V140H169ZM173 141V142H174ZM188 141V140H187ZM213 141V142H212ZM234 141V140H233ZM237 141V140H236ZM248 142H250L249 140H247ZM49 142H51V141H49ZM66 142H68V141H66ZM73 142H74V140H73ZM84 142H85V139H84ZM91 142V141H90ZM124 142H126V141H124ZM176 142V141H175ZM175 142H174V144H175ZM178 142H180V141H178ZM177 142V143H178ZM217 142H216V144L215 145H217ZM227 142V141H226ZM240 142V141H239ZM239 142H237V143H239ZM3 143V142H2ZM1 143V145H3ZM11 143H13V142H11ZM15 143H16V141H15ZM71 143V142H70ZM76 143V142H75ZM82 143H83V140H82ZM105 143H107V142H105ZM169 143V145H171V144H173V143H171V141L170 142H168ZM171 143V144H170ZM221 143V142H220ZM228 143V142H227ZM234 144H235V142H233ZM233 143H232V145H233ZM236 143V144H237ZM244 143H246V142H244ZM243 142H242V144H244ZM252 143V142H251ZM264 143V142H263ZM8 144V143H7ZM7 144H5L4 143V145L3 146H7ZM10 144V143H9ZM9 144H8V147H9ZM18 144V143H17ZM65 144V143H64ZM78 144H80V142L78 143ZM93 144V143H92ZM93 144V145H94ZM101 144H104V143H101ZM179 144V143H178ZM181 144H183V142L182 143H180V145ZM230 144V143H229ZM250 144V143H249ZM14 145V144H13ZM23 145V144H22ZM68 145H69V143H68ZM67 145V146H68ZM71 145H72V143H71ZM87 145H89V142H88V144ZM90 145H91V143H90ZM89 145V146H90ZM221 145V144H220ZM225 145V144H224ZM223 145V146H224ZM240 145H241V142H240ZM239 145V146H240ZM247 145V144H246ZM245 145V146H246ZM20 146V145H19ZM18 146V147H19ZM82 147H83V145H81ZM84 146H86V144L84 145ZM95 147H96V145H94ZM107 146V145H106ZM171 146H173V145H171ZM193 146V145H192ZM192 146H190L191 148H192ZM205 146V147H204ZM203 147L204 148H206V145H204ZM210 146H211V144H210ZM235 146V145H234ZM248 146V145H247ZM64 147H66V146H64ZM80 147V146H79ZM87 147V146H86ZM104 147V145H102V148ZM194 147V146H193ZM207 147H209V146H207ZM220 148H221V146H219ZM225 147V146H224ZM243 147V146H242ZM249 147V146H248ZM7 148V147H6ZM11 148V147H10ZM15 148V147H14ZM13 148V149H14ZM22 148V147H21ZM76 148V147H75ZM88 148V147H87ZM89 148H92V147H89ZM110 148V149H111ZM169 148V147H168ZM176 148V147H175ZM178 148V147H177ZM196 148H198V146H196ZM202 148V147H201ZM201 148H199V150L198 151H200V149ZM214 148V147H213ZM220 148H218V146H217V150H219L220 151ZM232 148H234V147H232ZM232 148H231V151H233L232 150ZM245 147H243V148H241L240 147V149H238V146H237V151L236 152H234L233 154H232V152L230 153V155H228V156H225L224 154H223V152L222 151H220V152H222L221 153V155L223 154L224 155V157H223V160L224 161H226L227 159H229V158H232L234 155H235V161H236V159H237V163H241L242 165H244L246 168V171L243 169V170H240L239 171V174L241 175L242 173H241V171H245L244 172V175H242V176H244L245 178H244V181H245V184H246V191H244V194H246L244 197H243V199H241L242 198V194L243 193H241V197H239V195H238V193H239V191H238V193L235 191V190H233V189H231V186H230V183H229V181H228V178H230L231 177V175L233 176V174H235V173H237V171L238 170H236V168H225V165L224 164H226V163H223V165H221V164H218V163H220L219 162V160H218V158H219V156H216V155H218V152L216 153V155L215 154H213L214 156H216V159H217V161L215 160L214 161V170H212V173H213V176H214V179H216L217 181L218 180H222L223 181V177L225 176V175H230V176H228L226 179V181H228V182H226L225 180V185L227 186V187H225L226 188V191H227V194H228V192L230 193V195H232V198H234L235 199V197L236 198H240L239 199V201H240V204H241V201L243 200V202H244V204H245V207H247V208H249L250 210H251V212H253V213H255L256 214V216H257V218H258V223H259V225H260V230H258V228H257V230L258 231H256L255 229H254V231H252L253 233H251V235H254V232L256 231L257 232V234L255 233V235L258 237V236H262L261 234V232H263L264 233V159L262 160V157L260 156V154L258 155V157L259 158H261V160L260 159H254V158H252V159H249V157H250V155L248 154L249 153V151H245V149H244ZM18 148H16V150H17ZM73 149V148H72ZM167 149V152L165 151ZM183 149V148H182ZM185 149V148H184ZM193 150H194V148H192ZM224 149V148H223ZM229 149V148H228ZM244 149V150H243ZM20 150V149H19ZM78 150V149H77ZM83 150H84V148H83ZM87 150V149H86ZM90 150H92V149H90ZM96 150H97V148H96ZM101 150V151H100ZM174 150V149H173ZM216 150V151H217ZM227 150V149H226ZM225 150V151H226ZM248 150V149H247ZM259 150V149H258ZM15 151V149L13 150V152ZM25 150H23V152H24ZM87 151H89V150H87ZM94 151V150H93ZM99 151H100V153L97 155V156H95V157H93V156H91L90 155V152L92 153V151H89V156H88V160L89 159H94V161H92V162H95V161H97V158L99 159H101V158H103L104 157V155H106V153H104L103 151H102V149L101 148H99ZM110 151V150H109ZM180 151V150H179ZM189 151V150H188ZM197 151V152H198ZM212 151V150H211ZM215 151V150H214ZM212 152V153H215V152ZM224 151V150H223ZM224 151V152H225ZM229 151H230V149H229ZM228 151V152H229ZM243 151H245V153L246 152H248L247 153V155H249V156H247V155H245L244 154V152ZM252 151V150H251ZM250 151V152H251ZM261 150H259V152H260ZM264 151V150H263ZM8 152H9V150H8ZM12 152V151H11ZM16 152V151H15ZM21 152V151H20ZM63 152V151H62ZM72 152V151H71ZM81 153H82V151H80ZM101 152H103V153H101ZM106 152V151H105ZM112 152V153H113ZM166 152V154H169V155H166V154H164ZM178 152V151H177ZM182 152H184L185 153V150L183 151L182 150ZM192 152V151H191ZM194 152V151H193ZM205 152V151H204ZM203 152V154H206V153H204ZM227 152V153H228ZM255 152V151H254ZM256 152H257V150H256ZM58 153V152H57ZM74 153V152H73ZM85 153V152H84ZM108 153V152H107ZM110 153V152H109ZM108 153V154H109ZM179 153V152H178ZM188 153V152H187ZM209 153V152H208ZM207 153V154H208ZM261 153H262V151H261ZM23 154V153H22ZM22 154H20V155H22ZM25 154H27L28 155V153L26 152ZM56 154V153H55ZM60 154H61V152H60ZM59 154V155H60ZM71 154V153H70ZM75 154V153H74ZM77 154V153H76ZM79 154V153H78ZM111 154V153H110ZM174 154V153H173ZM172 154V155H173ZM191 154V153H190ZM195 154V153H194ZM252 154V153H251ZM255 154V153H254ZM256 154H258V153H256ZM9 155H10V153H9ZM19 155V156H20ZM26 155V156H27ZM58 155V156H59ZM66 155V154H65ZM112 155V154H111ZM115 155V154H114ZM113 155V157L115 158V156ZM175 156H177L176 154H174ZM200 155V154H199ZM211 155V154H210ZM220 155V156H221ZM11 156V155H10ZM17 156H18V153H17ZM18 156V157H19ZM58 156H56V158H58ZM69 156V155H68ZM72 156V155H71ZM74 156V155H73ZM87 156V155H86ZM156 156V157H155ZM187 156V155H186ZM192 156V155H191ZM197 156V158L199 159V157H198V154L196 155ZM252 156H253V154H252ZM251 156V157H252ZM263 156H264V152H263ZM12 157H13V155H12ZM15 157V156H14ZM53 157V156H52ZM51 157V158H52ZM61 157V156H60ZM65 156H63V158H64ZM75 157V156H74ZM179 157V156H178ZM182 157V156H181ZM202 157V156H201ZM200 157V158H201ZM213 157V156H212ZM211 157V158H212ZM250 157V158H251ZM255 157H256V155H255ZM9 158V157H8ZM17 158V157H16ZM16 158H14V159H16ZM23 158V157H22ZM34 158V159H35ZM47 158V157H46ZM65 158H67V156L65 157ZM70 158V157H69ZM69 158H67L68 160H69ZM73 158V157H72ZM76 158H79V155H78V157H76ZM75 158V159H76ZM84 158V157H83ZM177 158V157H176ZM175 158V162L177 161V159ZM182 158H184V156L182 157ZM182 158H180L181 160H183ZM193 158H194V155H193ZM192 158V159H193ZM203 158V157H202ZM221 158V157H220ZM264 158V157H263ZM18 159V158H17ZM16 159V160H17ZM28 159V158H27ZM30 159H31V157H30ZM33 159V160H34ZM54 159H55V156H54ZM99 159V160H100ZM165 159H164V161H165ZM187 159H189V158H184V160L183 161H185V160H187ZM3 160H5L4 158H2V161ZM55 160H58V159H55ZM60 160H62V159H60ZM59 160V161H60ZM90 160V161H91ZM102 160V159H101ZM108 160V159H107ZM112 160L113 159H111V162H112ZM155 160V159H154ZM168 160V159H167ZM179 160V159H178ZM190 160V159H189ZM196 160V159H195ZM202 160V159H201ZM15 161V160H14ZM32 161V160H31ZM42 161V160H41ZM51 161H53V163H54V160L52 159ZM71 161V160H70ZM80 161H82V160H80ZM85 161V160H84ZM87 161V160H86ZM109 161V160H108ZM157 161V160H156ZM163 160H161V162H162ZM182 161V162H183ZM192 161V160H191ZM198 161V160H197ZM196 161V162H197ZM222 161V160H221ZM228 161H232L233 162V159H231V160H228ZM234 161V162H235ZM11 162V161H10ZM13 162V161H12ZM19 162V161H18ZM20 162H22L23 163V161H20ZM38 162V161H37ZM36 162V163H37ZM45 162V161H44ZM65 162H67V161H65ZM129 162V164H127ZM160 162V163H161ZM169 162L170 161H168V164H169ZM174 161H173V165L175 166V163ZM181 162V161H180ZM188 162V161H187ZM201 162V161H200ZM217 162V164L219 165V166H215V163ZM2 163V162H1ZM22 163H20V165L22 164ZM27 163H28V161H27ZM31 163V162H30ZM33 163V162H32ZM36 163H35V165H36ZM46 163V162H45ZM44 163V164H45ZM51 163V162H50ZM57 163V162H56ZM61 163H62V161H61ZM64 163V162H63ZM82 163V162H81ZM85 163V162H84ZM87 163H90V162H87ZM86 163V164H87ZM96 163V162H95ZM104 163V160L102 161V164ZM106 163H107V161H106ZM113 163V162H112ZM155 163V162H154ZM160 163H158V164H160ZM166 163V162H165ZM178 163H179V161H178ZM178 163H177V166H176V168H180V167H178ZM185 163H186V161H185ZM189 163V162H188ZM193 164H194V162H192ZM231 163V162H230ZM236 163V162H235ZM237 163H236V165L235 164H233V165H235V166H237L238 167V165H237ZM15 164V163H14ZM13 164V165H14ZM19 164V163H18ZM40 164V163H39ZM58 164V163H57ZM75 164H77V163H75ZM105 164V163H104ZM187 164V163H186ZM192 164V165H193ZM10 165V164H9ZM12 165V166H13ZM33 165V164H32ZM48 165H49V159H48ZM53 165H56V164H53ZM52 165V166H53ZM59 165V164H58ZM64 165H66V164H64ZM71 165H73V163L71 164V162H70V166ZM85 165V164H84ZM91 165H92V163H91ZM94 165H97V166H91V167H89V165L88 166H86L85 168L86 169H90L89 171H91V169H93L94 171L93 172H90V177L91 178H96L97 180H99V179H102V178H105L106 177V175L107 174H104V173H101L100 171H102V170H104V169H102V170H100V168H102V167H100V165L99 164H94ZM113 165V164H112ZM117 165V164H116ZM115 165V166H116ZM161 165H162V163H161ZM173 165H170L169 164V166H173ZM181 165V164H180ZM183 166H184V163L182 164ZM188 165V164H187ZM186 165V166H187ZM195 165V164H194ZM193 165V166H194ZM227 165V164H226ZM232 165V164H231ZM39 166V165H38ZM41 166V165H40ZM52 166H50L51 167V169H52ZM66 166H68V165H66ZM69 166V167H70ZM106 166V165H105ZM119 166H120V164H119ZM172 167V168H175V167ZM183 166H182V168H183ZM186 166H184V167H186ZM191 166V165H190ZM190 166H189V168H190ZM193 166L190 168V173H191V175H193L192 174V168H193ZM197 166V165H196ZM196 166H195V168H196ZM235 166H233V167H235ZM239 166H240V164H239ZM243 166V167H244ZM22 167H23V165H22ZM37 166H35V168H36ZM42 167H43V164H42ZM41 167V168H42ZM55 167V166H54ZM58 167H61L60 165L58 166ZM79 167V166H78ZM107 167V166H106ZM118 167V166H117ZM122 166H120V168H121ZM197 167H199V166H197ZM19 168V167H18ZM21 168V167H20ZM44 168H46L45 167V165H44V167H43V169ZM48 168V167H47ZM44 169V170H42V169H37L36 168V171H31V172H27L26 170L25 171H19L18 172V176L17 177H20V179H22L23 180V182L24 183H22L23 184V186L22 187H19V190H17L16 191V194H18V198L20 199V202H21V205H23L24 206V210L26 211V212H29V211H34V214H35V216H32L33 218L34 217H36V214H38L39 216V219H41L42 217L44 218V217H46V216H48V218H49V216H51V217H53V219L54 218H56L55 216H58V218H61L60 219V221H57L59 224H60V222H61V220H62V224L63 223H66V224H68L69 225V227H70V223H71V225H72V223L74 222V224H76V222L75 221H77V220H75L74 218L76 217L77 218V214H79V212L77 211V214L74 216V214L72 213L73 211H71V210H68V208L69 207H71L72 208V204H71V206H67V208H64V206L66 207V205L68 204V202H69V198H67L66 196V198L67 199H64L62 196L60 197V196H58V191H56L57 192V194H54V192H53V194H51V192H52V190L54 189L53 188V185H52V182H51V180H53V178H55V177H59V176H57V173H56V175L55 174H53V175H51V173H52V170L50 171L49 169ZM73 168H75V167H73ZM81 168V167H80ZM83 168H84V166H83ZM107 168H109V167H107ZM106 168V169H107ZM171 168V169H172ZM176 168H175V170H176ZM182 168H180V169H182ZM186 168H188V167H186ZM186 168H184L185 169V171H186ZM188 168V169H189ZM195 168H194V170H195ZM200 168V167H199ZM17 169V168H16ZM16 169H14V170H16ZM79 169V168H78ZM86 169H82L81 171H80V173L77 175V177L79 178H83L84 176H85V174H84V171L86 170ZM105 169V170H106ZM171 169H169V170H171ZM14 170H11V172L12 171H14ZM19 170V169H18ZM30 170V169H29ZM55 170H56V168H55ZM60 170V169H59ZM64 170V169H63ZM73 170H75V169H73ZM77 170V169H76ZM104 170V171H105ZM113 169H111V171H112ZM160 170V169H159ZM173 170V169H172ZM199 169H197L196 168V171L195 172H197ZM204 170V169H203ZM54 171V170H53ZM86 171H88V170H86ZM107 171V170H106ZM110 171V172H111ZM117 171H118V169H117ZM116 171V172H117ZM202 171V170H201ZM200 171V172H201ZM60 172V171H59ZM69 172V171H68ZM68 172L66 173V174H68ZM76 172V171H75ZM75 172H74V174H75ZM108 172V171H107ZM113 172V171H112ZM110 173V174H114V173ZM115 172V171H114ZM175 172V171H174ZM194 172V176L195 177H197L196 176V173ZM199 172V171H198ZM203 172V171H202ZM14 173V172H13ZM72 173V172H71ZM109 173V172H108ZM179 173H183L184 174V172H182V170L180 171H178V173L177 174H179ZM186 173V172H185ZM63 174V173H62ZM65 174V175H66ZM110 174H108V177L110 176ZM117 174V173H116ZM116 174H114L113 176H115ZM122 174V173H121ZM163 174V173H162ZM174 174V173H173ZM182 174V175H183ZM188 174H189V170H188ZM205 174V173H204ZM208 174V173H207ZM207 174L205 175V178H206V176H207ZM209 174H210V172H209ZM59 175V174H58ZM64 175V174H63ZM72 175V174H71ZM105 175V176H104ZM153 175H155V174H153ZM172 175V174H171ZM175 175V174H174ZM173 175V176H174ZM180 175V174H179ZM185 175V174H184ZM190 174H189V176L187 175V173H186V179H187V176L188 177H190L191 176ZM201 175V174H200ZM1 176V175H0ZM61 176V175H60ZM87 176V175H86ZM85 176V177H86ZM157 176V175H156ZM213 176L211 175V177H212V179H213ZM62 177V176H61ZM61 177H59V178H61ZM117 177V176H116ZM115 177V178H116ZM131 177H130V179L129 180H131ZM155 176H153V178H154ZM182 177H184V176H182ZM182 177H180V178H177L178 180H177V183L179 182V181H182L183 179H185V178H183L182 179ZM200 178L202 177V176H199ZM204 177V176H203ZM202 177V178H203ZM226 177V176H225ZM64 178V177H63ZM62 178V179H63ZM79 178V179H80ZM110 178V177H109ZM120 178V177H119ZM122 178V177H121ZM129 178V177H128ZM127 178V179H128ZM156 178V177H155ZM155 178H154V180H155ZM174 178V177H173ZM176 178V177H175ZM201 178V179H202ZM204 178V179H205ZM57 179V178H56ZM65 179H67V178H65ZM70 180V182H74V181H71V178H69ZM87 180H88V178H86ZM106 179V178H105ZM114 179V178H113ZM145 179V180H144ZM148 179V180H149ZM149 180V181H151L152 182V180ZM191 179V178H190ZM193 179V178H192ZM196 179H199L198 177L196 178ZM203 179V180H204ZM22 180H20V181H22ZM77 180V179H76ZM90 180V179H89ZM95 180V179H94ZM109 180H112V179H109ZM115 180V179H114ZM122 180H123V178H122ZM124 180H126V179H124ZM147 180V181H148ZM157 180V179H156ZM194 180V179H193ZM192 180V181H193ZM203 180H201L202 182H203ZM211 180V179H210ZM209 180V181H210ZM16 181V180H15ZM82 182H88V181H86L85 180V178H84V181L83 180H81ZM92 181H93V179H92ZM103 181V180H102ZM172 181V180H171ZM187 181H191V180H184V182H187ZM191 181V182H192ZM206 181V180H205ZM222 181H220V182H222ZM223 181V182H224ZM14 182V181H13ZM12 182V183H13ZM60 182V181H59ZM58 182V183H59ZM62 182H64L63 180H62ZM77 182H78V180H77ZM77 182H76V184H77ZM84 182V183H85ZM91 182V181H90ZM95 182V181H94ZM115 182V181H114ZM118 182V181H117ZM120 182H122L123 183V181H120ZM126 182V181H125ZM132 184L134 183H136V181L135 182H132V180L130 181ZM140 182V183H141ZM173 182V181H172ZM188 182V183H189ZM194 182H196V180L194 181ZM17 183V182H16ZM61 183V182H60ZM80 183V182H79ZM79 183L77 184V185H79ZM83 183V184H84ZM85 183V184H86ZM89 183V182H88ZM121 183V184H122ZM129 184V185H132V184ZM139 182H138V184L139 185H142V184H140ZM145 183V182H144ZM156 183V182H155ZM188 183H185V184H188ZM208 183H210V182H208ZM211 183H212V180H211ZM54 184V183H53ZM62 184V183H61ZM73 185L75 184V182L74 183H72ZM71 184V185H72ZM90 184V183H89ZM114 184V183H113ZM112 184V185H113ZM124 184V183H123ZM122 184V185H123ZM133 184V185H134ZM138 184H136V186L138 185ZM151 184V183H150ZM180 184V183H179ZM183 184V183H182ZM185 184H184V186H185ZM191 184V187H192V183H190ZM189 184V185H190ZM199 184L200 185H202L201 184V182H199ZM243 184V183H242ZM56 185H57V183H56ZM65 185V184H64ZM63 185V186H64ZM69 185H70V183H69ZM69 185H66V186H69ZM70 185V186H71ZM93 185H94V183H93ZM93 185H91V186H93ZM110 185V184H109ZM118 185H120V184H117V187H119ZM129 185H127V186H129ZM138 185V186H139ZM152 185V184H151ZM150 185V186H151ZM174 185H175V182H174ZM195 185H196V183H195ZM195 185H194V187H195ZM203 185H206V183L204 184L203 183ZM201 186V188L203 187V188H205L204 186ZM208 185V184H207ZM207 185H206V187H207ZM210 185V184H209ZM208 185V186H209ZM16 186V185H15ZM58 186H59V184H58ZM65 186V187H66ZM84 186V185H83ZM82 186V187H83ZM98 186H99V183H98ZM127 186H125V187H127ZM199 186V185H198ZM57 187V186H56ZM60 187V186H59ZM72 187H74V186H72ZM78 186H76L75 188H77ZM81 187V188H82ZM89 187V186H88ZM100 187V186H99ZM122 187V186H121ZM133 187V186H132ZM135 187V186H134ZM133 187V188H134ZM164 187V186H163ZM169 186H167V188H168ZM175 187V186H174ZM180 187H182V185L180 186ZM186 187V186H185ZM11 188H13V186L11 187ZM62 188V187H61ZM68 188V187H67ZM66 188V189H67ZM70 188V187H69ZM68 188V189H69ZM75 188H73V190H75ZM80 188V189H81ZM86 187H84V189H85ZM93 188V187H92ZM102 188V187H101ZM113 188V187H112ZM122 188H124V187H122ZM130 188V187H129ZM196 188H197V185H196ZM199 188L200 187H198L197 189V192H200L199 191ZM16 189V188H15ZM72 189V188H71ZM70 189V190H71ZM88 189V190H87ZM103 189V188H102ZM119 189V188H118ZM117 189V190H118ZM135 189V188H134ZM172 188H168V190H171ZM181 189H183V187L181 188ZM195 189V188H194ZM193 188H192V190L191 191H193L194 190ZM57 190V189H56ZM61 190V189H60ZM78 191H79V188L77 189ZM86 190L87 191H89L90 192V190H89V188H86ZM96 190V192H97V189H95ZM106 190V189H105ZM110 190V189H109ZM115 190H116V188H115ZM128 190V189H127ZM131 190V189H130ZM185 190H186V188L184 189V190H180V191H182V193L184 194V193H186V194H188L187 193V191H190V190H188L187 189V191L185 192ZM206 190V189H205ZM204 190V191H205ZM1 191V190H0ZM12 191H14L15 192V190H12ZM63 191V190H62ZM66 191V190H65ZM76 191V190H75ZM82 191V192H81ZM81 191H79L80 193H85V190L83 191V189H81ZM108 191V190H107ZM114 190L112 189V191L111 192H113ZM129 191V190H128ZM132 191H134L133 189H132ZM166 191H167V189H166ZM172 191H174V190H172ZM180 191H178V192H180ZM195 191V190H194ZM193 191V194H195V193H197L196 191L194 192ZM203 191V190H202ZM226 191H224V192H226ZM242 191V190H241ZM252 191H254V194H259L258 195V198L256 199H251V197L248 195V194H252V193H250V192H252ZM68 192L70 193V191L68 190ZM74 192V191H73ZM92 192V191H91ZM95 192V191H94ZM95 192V193H96ZM99 192V191H98ZM102 192V191H101ZM109 192V191H108ZM107 192V193H108ZM136 192V191H135ZM135 192H133V193H135ZM137 192H139V191H137ZM170 191H168V193H169ZM0 193H2L3 194V192H0ZM66 193H67V191H66ZM100 193V192H99ZM104 193V192H103ZM102 193V194H103ZM105 193H106V191H105ZM120 193V192H119ZM129 193V192H128ZM132 193V192H131ZM130 193V194H131ZM162 193V192H161ZM182 193H179L180 195H182ZM205 193V192H204ZM232 193V194H231ZM2 194H0V196L2 195ZM75 194H76V192H75ZM94 194V193H93ZM98 194V193H97ZM110 195H111V193H109ZM108 194V195H109ZM116 194H117V192H116ZM121 194V193H120ZM139 194V193H138ZM170 194V193H169ZM174 194V193H173ZM178 194V193H177ZM178 194V195H179ZM190 194V193H189ZM199 194V195H198ZM207 194V193H206ZM211 194V193H210ZM64 195H65V193H64ZM74 195V194H73ZM87 195V194H86ZM89 195H91V194H89ZM88 195V196H89ZM123 195H125L124 197H126L127 198V195H126V192H125V194L123 193ZM137 195V194H136ZM165 195V194H164ZM167 195V194H166ZM202 195H203V193H202ZM205 195V194H204ZM237 195H238V197H237ZM3 196V195H2ZM78 196V195H77ZM81 196V195H80ZM79 196V197H80ZM82 196H85V195H82ZM100 197H101V195H99ZM103 196H104V194H103ZM114 196H116L115 194H114ZM128 196H130V195H128ZM139 196V195H138ZM190 196H191V194H190ZM199 196H201L200 195V193H197V194H195V196H193L192 197V204L189 206V208L188 209H186L185 208V212L184 213H182V214H180V215H182L183 216V219H184V223H183V226L185 227V228H180V231H184V233L182 234H179L180 236V240L181 241H185V245H186V248L187 249H189V250H191V251H187V253H185V252H183V254H182V258L180 257H178V256H175L176 258H174V259H177V257L180 259V260H182L183 261V259L188 263V264H204V259L206 258H203L204 256H207L208 254L209 255H212V253H214L215 254V252L214 251H210V252H208L207 253V251L206 250H204V246H205V242H203V243H201L204 239H203V237H204V235H206V233L208 232L209 233V231H215V232H217V233H220V232H223V231H226V233L227 232H232V234L233 233H235V232H237V231H234L233 232V230L234 229H236V228H238V227H241V226H238V227H236L237 225H236V222L234 221V219L233 218H231V214L233 215V213H234V206L233 205H235V207H236V204H234L233 202V204H232V206L230 205V206H226V207H221V208H218L217 206V208H215L213 205H212V207L210 206V204H212L210 201H207V202H209L210 204H207V202H206V200H204V198L201 196V197H199ZM234 196V197H233ZM11 197V196H10ZM69 197H71V195H69ZM78 197V198H79ZM87 197V196H86ZM90 197V196H89ZM88 197V198H89ZM109 197V196H108ZM131 197V196H130ZM132 197H136V196H132ZM142 197V196H141ZM145 197V196H144ZM168 197V196H167ZM176 197V196H175ZM208 197V196H207ZM1 198V197H0ZM12 198V197H11ZM76 198V197H75ZM84 198V197H83ZM83 198H80L79 200H80V202H81V200H83ZM97 198V197H96ZM104 198V197H103ZM105 198H107V197H105ZM104 198V200H107V203H108V198L107 199H105ZM114 198V197H113ZM113 198H109V199H113ZM129 198V197H128ZM137 198H139V197H137ZM157 198V197H156ZM173 198H174V196H173ZM2 199V198H1ZM90 199V198H89ZM92 199L93 200H95L93 197H92ZM118 199H119V196H118ZM130 199V198H129ZM141 199V198H140ZM206 199V198H205ZM15 201H17V203H18V200H17V198L15 197V199H14ZM72 200V199H71ZM70 200V201H71ZM79 200H77V201H79ZM87 198H86V204H88V202L90 203V200H88V202H87ZM92 200V201H93ZM117 200V199H116ZM121 200V199H120ZM128 200V199H127ZM134 200V199H133ZM132 200V201H133ZM173 200V199H172ZM207 200H209V199H207ZM84 201V200H83ZM96 201V200H95ZM94 201V204L93 203H91V204H93L92 206H95L94 208H93V212L95 211V213H94V215H93V221H92V226H93V228H96L97 229V235H101V237H103V238H105L106 236H108L109 237V240H110V237H111V240H113V241H111V246L113 245V247H115V245H116V247L115 248H112V249H110V250H107V252L105 253V254H103L102 255V258L98 261V260H96L97 262H98V264H131V263H134V261H136V260H134L133 261V259H137V261L139 260L137 257L138 256H136L137 254H136V252L135 253H133L132 251L133 250H131L129 247H131L132 245H131V243H130V241L131 240H129V244L130 245H128V232H131L132 230H133V228L134 227H132V230H128L127 229V227L128 226H133V224L131 225V223H130V225L128 224L129 223V220H128V223L126 222V224L128 225H126L125 224V221H123L122 220V211L124 210V204L122 205V207L121 208H123V209H121V211L119 212V216L118 217H114L113 216V211H111L109 208H113V207H115V205H113V203H112V205H113V207H111V206H109L108 204V208H106L105 206H106V204L105 205H103V202H101L100 201V198H99V201H97V202H95ZM111 201V200H110ZM114 201H115V198H114ZM132 201L130 200L129 201V203H132ZM137 201H139L138 199H137ZM234 201V200H233ZM236 202H239V201H237V200H235ZM0 202H1V200H0ZM3 202V201H2ZM0 203V204H2L3 205V203ZM13 202V201H12ZM19 202V203H20ZM75 202H76V199H75ZM75 202H74V204H75ZM112 202H113V200H112ZM116 202H118V201H116ZM126 202V201H125ZM124 202V203H125ZM141 202V201H140ZM142 202H144V201H142ZM73 203V202H72ZM79 203V202H78ZM105 203V202H104ZM111 203V202H110ZM121 203V202H120ZM123 203V202H122ZM127 203V202H126ZM126 203H125V205H126ZM172 203V202H171ZM5 204V203H4ZM16 204V203H15ZM84 204V203H83ZM114 204H116V203H114ZM140 204V203H139ZM18 205V204H17ZM20 204H19V207L21 206ZM81 205V204H80ZM80 205H77L76 206V204L74 205V207L76 208V207H78V206H80ZM90 204H88V206H89ZM133 205V204H132ZM239 204H237V206H238ZM86 207V208H89V207ZM118 206V205H117ZM130 206H131V204H130ZM63 207V209H61ZM73 207V208H74ZM81 207V206H80ZM105 207V208H104ZM131 207H133V206H131ZM70 208V209H71ZM117 208V207H116ZM128 208V207H127ZM134 208V207H133ZM155 208V207H154ZM76 209H79V208H76ZM81 209V208H80ZM80 209H79V211H80ZM95 209V210H94ZM132 209V208H131ZM157 209V208H156ZM183 209V208H182ZM60 210V211H59ZM83 210V209H82ZM80 211L81 212V214H84V213H82L83 211ZM117 210V209H116ZM127 210V209H126ZM3 211H4V209H3ZM19 211V210H18ZM24 211V212H25ZM76 211V210H75ZM85 211V210H84ZM114 211H115V209H114ZM2 212V211H1ZM0 212V213H1ZM20 212H22L23 213V209H22V211H20ZM30 212V213H31ZM58 212V215H56V213ZM238 211H237V209H236V211H235V213H237ZM4 213H5V211H4ZM14 213H16V212H14ZM22 213H19V214H22ZM88 213V212H87ZM86 213V214H87ZM18 214V215H19ZM25 214H27V213H25ZM29 214V213H28ZM32 214V213H31ZM123 214H124V212H123ZM125 214H127L126 212H125ZM125 214L123 215L124 216V218H125ZM30 215V214H29ZM80 215V214H79ZM116 215V214H115ZM172 215V214H171ZM176 215V214H175ZM17 215H15V217H16ZM25 216V215H24ZM23 216V217H24ZM40 216H41V218H40ZM173 216V215H172ZM177 216V215H176ZM3 217H5V216H3ZM30 216H28V219H33V218H29ZM82 217V216H81ZM81 217H79L80 219H81ZM84 217H85V214H84ZM173 217H175V216H173ZM234 218L235 217H238V216H235V214H234V216H233ZM1 218V217H0ZM37 218V217H36ZM43 218H42V221H44L43 220ZM57 218V219H58ZM87 218V217H86ZM129 218V217H128ZM170 218V217H169ZM257 218H256V220H257ZM51 219V218H50ZM56 219V220H57ZM126 219V218H125ZM130 219V218H129ZM171 219V218H170ZM237 219V218H236ZM235 219V220H236ZM4 220V219H3ZM2 220V221H3ZM5 220H7V219H5ZM4 220V221H5ZM35 220V219H34ZM49 220V219H48ZM59 220V219H58ZM79 220V219H78ZM121 220V221H120ZM173 220V219H172ZM182 220V219H181ZM27 221H29V220H27ZM118 221V224L120 225V226H116L115 225V229L116 230H119V229H122V228H124L125 229V226H124V224L126 225V229L128 230V234H125V232L127 231V230H125V232L123 231L124 229H122V230H120V232H117L115 229H113L114 228V223H116ZM126 221H127V219H126ZM137 221V220H136ZM135 221V222H136ZM158 221V220H157ZM173 221H175V220H173ZM1 222V221H0ZM5 222H7V221H5ZM24 222V221H23ZM35 222V221H34ZM33 222V220H32V222H27L26 223V225H29V223H30V225H31V223H34ZM38 222V221H37ZM46 222H47V220H46ZM49 222V221H48ZM48 222L47 223H45V222H42V224H41V221H40V224H41V226H43V223H45V226H52V228H53V226L55 225V223L56 222H52L53 224H51V222H50V224L48 225ZM78 222V221H77ZM167 222V221H166ZM154 223V222H153ZM164 222H161L160 220L153 226V230H152V232H153V234H154V239H155V242H156V245H157V254H159V255H163L164 253H168V250H167V248H173L174 247V242H175V238H174V236L171 234V233H166L165 231H164V229H163V227H162V224H163ZM241 223V222H240ZM1 224V223H0ZM19 224V223H18ZM34 224H36V223H34ZM37 224H39V223H37ZM58 224V225H59ZM152 224V223H151ZM4 225H8V224H6V223H4ZM21 225H24V223H21ZM57 225V224H56ZM56 225L54 226V227H56ZM77 225V224H76ZM79 225V224H78ZM136 225H137V223H136ZM138 225H139V223H138ZM150 225V224H149ZM153 225V224H152ZM152 225H151V227L150 226H148L149 228H152ZM241 225V224H240ZM2 226V225H1ZM33 226L34 225H32V228H33ZM36 226V225H35ZM38 226V225H37ZM50 226V227H51ZM61 226V225H60ZM66 226V225H65ZM75 226V225H74ZM124 226V227H123ZM134 226H135V224H134ZM2 227H5V226H2ZM1 227V228H2ZM18 227H20V225H17V228ZM27 227V226H26ZM44 227V226H43ZM77 227H79V226H77ZM118 227H121V228H118ZM138 227V226H137ZM147 227V228H148ZM236 227V228H235ZM6 228V227H5ZM21 228V227H20ZM25 228V227H24ZM39 228V227H38ZM129 228V227H128ZM138 228H140V227H138ZM146 228V229H147ZM19 229V228H18ZM17 229V230H18ZM40 229V228H39ZM54 229V228H53ZM52 229V230H53ZM56 229V228H55ZM64 229V228H63ZM67 229V228H66ZM65 229V230H66ZM69 229V228H68ZM81 229V228H80ZM129 229H131V228H129ZM135 229V228H134ZM182 229V230H181ZM15 230V229H14ZM17 230H16V232H17ZM22 230V229H21ZM32 230V229H31ZM43 230V229H42ZM79 230V229H78ZM113 230H115L116 231V233H113L112 231ZM139 229H135V232L136 231H138ZM41 231V230H40ZM47 231V230H46ZM53 231H55V230H53ZM52 231V232H53ZM114 231V232H115ZM134 231V230H133ZM150 231V230H149ZM20 232V231H19ZM22 232V231H21ZM61 232V231H60ZM135 232H131L132 234L134 233L135 234ZM151 232V233H152ZM170 232V231H169ZM35 233V232H34ZM40 233V232H39ZM67 233H69L68 231L66 232V234ZM150 233V234H151ZM17 234V236H19L18 235V233H16ZM22 233H20V235H21ZM31 234V233H30ZM44 234H45V232H44ZM55 234V233H54ZM57 234V233H56ZM61 234L62 233H59V236H58V238L57 237H55V236H53V237H55L54 238V242H56V240H60V239H62V238H66L67 236H69V235H65V236H63L62 235V237H60L61 236ZM65 234V233H64ZM221 234H223V233H221ZM225 234V233H224ZM232 234H230V236L232 235ZM23 235V234H22ZM51 235H53V234H51ZM97 235H95V236H97ZM149 235V234H148ZM148 235H147V238H149L148 237ZM207 235H209V236H211V234L209 233V234H207ZM213 235V234H212ZM220 234H216V236H219ZM226 235V234H225ZM28 236V235H27ZM26 236V237H27ZM89 236V235H88ZM132 236H134V235H132ZM131 236V237H132ZM215 236V237H216ZM226 236H228V235H226ZM24 237V236H23ZM40 237H41V235H40ZM52 237V236H51ZM74 237V236H73ZM100 236H98L97 238L99 239V238H101ZM151 237V236H150ZM208 237V236H207ZM214 237V235L212 236V238ZM225 237V236H224ZM256 237V238H257ZM16 238H19V237H16ZM28 238V237H27ZM26 238V239H27ZM72 238V236L70 237V239ZM89 238H91L90 236H89ZM113 238V239H112ZM138 238V237H137ZM137 238H136V240H137ZM146 238V239H147ZM252 238V237H251ZM256 238H254V239H256ZM261 238V237H260ZM69 238H67V240H68ZM130 239V238H129ZM134 239H135V237H134ZM134 239H132V240H134ZM203 239V240H202ZM208 239V238H207ZM213 239H215V238H213ZM218 239V238H217ZM225 239V238H224ZM227 239H229L228 240V244H229V241H230V237L229 238H227ZM258 239H259V237H258ZM257 239V240H258ZM17 240V239H16ZM22 240V237H21V239L19 238V241H21ZM24 240V239H23ZM42 240V239H41ZM44 240V239H43ZM63 240V239H62ZM152 240V239H151ZM210 240V239H209ZM209 240H206V241H209ZM256 240V241H257ZM261 240V239H260ZM260 240H258V241H260ZM49 241H52V240H50L49 239ZM89 241V240H88ZM100 242H102V241H104V239H102L101 238V240H99ZM142 241V240H141ZM149 241V240H148ZM214 242V244H212V245H216V242H215V240H213ZM227 241V240H226ZM252 241H255V240H253L252 239ZM256 241H255V243H252V245H251V247L250 248H253L252 246L254 245V244H257L256 243ZM264 240H263V236H262V242H263ZM26 242H27V240H26ZM64 243H62L61 244V242L59 243H55L56 245H58V244H61L62 246H63V244L65 245V247H66V242L65 241H63ZM68 242V241H67ZM94 242V241H93ZM151 242H153V241H151ZM150 242V243H151ZM19 243V242H18ZM22 243V242H21ZM51 243V242H50ZM92 243V242H91ZM136 243H138L137 241H136ZM207 244H208V242H206ZM218 243V242H217ZM11 244V243H10ZM38 244V243H37ZM54 244V243H53ZM95 244H97V243H95ZM94 244V245H95ZM102 244H103V246L105 245V244H107V243H103L102 242ZM101 243L99 244L100 246L102 245ZM115 244V245H114ZM133 244V243H132ZM202 244H204V246L202 245ZM210 244V243H209ZM227 244V243H226ZM250 244V243H249ZM259 244H261L260 242H259ZM39 245V244H38ZM47 245V244H46ZM48 245L50 246L51 244H49L48 243ZM85 245V244H84ZM98 245V246H99ZM137 244H133V248L134 249H136V246ZM182 245V244H181ZM19 246V245H18ZM21 246H22V244H21ZM44 246V245H43ZM59 246L60 245H58V248H59ZM96 246V245H95ZM94 246V247H95ZM109 246V245H108ZM140 246V245H139ZM209 246V245H208ZM219 246V245H218ZM25 247H26V245H25ZM24 247V248H25ZM39 247H41L40 245H39ZM55 246L53 245V246H51L50 248L52 249V248H54ZM57 247V246H56ZM55 247V248H56ZM64 247V248H65ZM206 247V246H205ZM216 248H217V246H215ZM256 247V246H255ZM257 247H258V245H257ZM260 248H261V251L260 252H262V249H263V247H264V243H263V245H260L259 246ZM23 248V252H24V256L22 257V253H21V259L20 258H18V256H16L17 257V259H20L18 262H19V264H65V262H66V258L68 257V256H66L67 254L65 253L66 251H65V249L64 250H60V249H58V248H56V250H51L50 248V250L48 249V247H47V251H50V252H43L44 251V249L43 250H38L39 248L38 247H36V248H38L36 251H41V253L39 252H36V253H32L33 251H31V250H28V252H27V250H26V253H25V249ZM44 248H46V246L44 247ZM54 248V249H55ZM104 248L106 249V247L104 246ZM107 248H109V247H107ZM132 248V249H133ZM208 247H206V249H207ZM249 247H248V249H250ZM260 248H258V249H260ZM9 249V248H8ZM17 249V248H16ZM21 249V248H20ZM104 249V250H105ZM137 249H138V247H137ZM136 249V250H137ZM140 249H141V247H140ZM167 250L166 252L164 251V250ZM247 249V248H246ZM255 250H256V248H254ZM257 249V250H258ZM34 250V249H33ZM46 250V249H45ZM66 250H68V249H66ZM103 250V249H102ZM103 250V251H104ZM204 250V251H203ZM210 250V249H209ZM253 251V250H250V252L249 251H246L245 253H243V254H238V255H236V256H224L223 257V255L222 254H220L219 252V254H220V256L217 254V252H216V255L218 256V257H221V258H219V260H218V258H217V263H215L214 261H211L212 263H210L209 261H210V259L212 260V257L214 258L215 256L214 255H212V257L210 258V257H208L207 256V258L209 259V261L207 260V259H205V261L207 260V262H209L210 264H264V252L263 253H259L258 251ZM30 251V252H29ZM35 251V250H34ZM64 251V252H63ZM69 251V250H68ZM67 251V252H68ZM102 251V252H103ZM106 251V250H105ZM206 251V252H205ZM251 251H253V252H251ZM70 252V251H69ZM98 252V251H97ZM139 252H141V251H139ZM203 252H205V253H207V255L205 254L204 256L202 255L203 254ZM93 254H94V252H92ZM96 253V252H95ZM99 253H101V252H99ZM104 253V252H103ZM142 253V252H141ZM140 253V254H141ZM211 253V254H210ZM66 254V255H65ZM97 254V253H96ZM236 254V253H235ZM70 255H73L72 253L70 254ZM138 255H139V253H138ZM222 255V256H221ZM233 255V254H232ZM74 256V255H73ZM73 256L71 257V258H73ZM92 256V255H91ZM93 256H96V255H93ZM136 256V257H135ZM154 256V255H153ZM158 256V255H157ZM163 256H166V255H163ZM162 256V257H163ZM15 257V258H16ZM66 257V258H65ZM75 258H76V256H74ZM90 257V256H89ZM135 257V258H134ZM140 257V256H139ZM14 258V257H13ZM71 258H69V259H71ZM75 258H73V259H75ZM142 258V257H141ZM148 258V257H147ZM172 260H165L164 262H162V263H160V264H176V261L175 260H173V257H170ZM153 259V258H152ZM159 259V258H158ZM162 259V258H161ZM14 260H16V259H14ZM68 260V259H67ZM79 260H81V261H84V260H82V258L80 259L79 258ZM79 260H76V263H77V261H79ZM147 259H144V261H143V259H142V261L144 262H142L143 264H149L148 263V260L146 261ZM154 260H155V258H154ZM13 261V260H12ZM17 261V260H16ZM73 261H75V260H73ZM80 261V262H81ZM140 261H141V259H140ZM145 261H146V263H145ZM149 261H151V260H149ZM161 261H163V259L162 260H159V262H161ZM185 261H184V263H185ZM10 262H11V260H10ZM70 262H71V264H72V260H70ZM87 262V261H86ZM94 262V261H93ZM100 262V263H99ZM15 263V262H14ZM75 263V262H74ZM75 263V264H76ZM91 262H89V264H90ZM96 263V262H95ZM94 263V264H95ZM136 263V262H135ZM138 263V262H137ZM136 263V264H137ZM151 263H152V261H151ZM150 263V264H151ZM179 263V262H178ZM6 264V263H5ZM16 264V263H15ZM67 264V263H66ZM68 264H70L69 263V260H68ZM88 264V263H87ZM97 264V263H96ZM138 264H140V263H138ZM154 264V263H153Z\"/></svg>",
  "mask_w": 264,
  "mask_h": 264
}]
</instances>
